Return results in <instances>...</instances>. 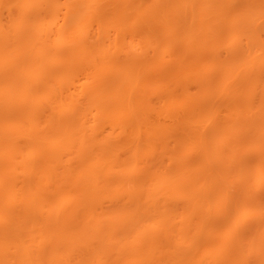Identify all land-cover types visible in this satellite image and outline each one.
<instances>
[{"label":"bare ground","instance_id":"bare-ground-1","mask_svg":"<svg viewBox=\"0 0 264 264\" xmlns=\"http://www.w3.org/2000/svg\"><path fill=\"white\" fill-rule=\"evenodd\" d=\"M24 1L27 2L26 11L23 10L24 9V5H23L22 6L23 9L21 8V10H23L24 12L21 11L19 13V18L18 17L16 18V14L15 15L6 14V15H8L6 18V15H5V17H3L4 14L0 13V51H1L0 53H3L0 56L2 58L4 56V59L0 58V60H1V63L5 62L4 64L2 63L3 65H0L1 66L0 72L3 75L8 70L7 73H5L3 75V76L6 75L7 78L0 75L1 76L0 83H2V81H3V84L9 83L8 89H7L8 86L3 87L2 84L1 85L3 88L0 86V89H2L1 91H3V89H4L3 92L0 91V94L1 93L3 94L5 92V94L7 95V96H5V94H3L2 96L0 95L1 98L4 96L3 98L6 100V102H3V100L0 98L1 99L0 100V102H1L0 103V152H1L0 155L2 154V152L3 153L8 152L9 155L10 154L13 155V156L10 155L11 156L10 157L7 154L9 158L8 157L5 158L6 154L5 155L2 154L1 155L2 158L0 156V244L1 245H2V243L4 244L2 246L3 248L0 245V248H2V249H0V254L4 253V251L6 252L7 250H11L10 251L11 253L13 252V254H12L13 256L10 254L11 257L8 256V258L6 256L8 254L7 252L4 253L6 257H4V255H0V259H1L0 264H11V263L12 264H29V261H30V263L35 264V261H34L35 259H37L36 264H38V262L40 260H42V264H43L45 262L44 259H46V262L51 261L50 262L51 264L55 263L54 261H57V259H58L59 260L58 262L60 264H62V259L60 261L59 257L62 258V256L66 255V254L69 257H73V258L77 257L74 259L71 258L74 261H76L74 264H153V262H154V264H162V263H165V264H173L174 263L175 264V262L180 263V264H182V263H184V264H230V263L233 264V262H234V264H235V262L238 264H247V262L248 263L249 262L254 263L256 261V258H255V256L252 257L251 255H248V253H247L248 251L246 252L244 250V251L239 253V251H240L239 247H241V250H242V246L238 245V244L242 243L241 242L242 237L239 236V234H238L239 238L241 237V240H240L238 238V236L234 234V233H236V231L232 232V230H235L234 226L237 224V222L240 225L248 223V219H247L248 216L244 215V213H241L242 214L241 217H240V214H239V216H238V214L236 216V213H238V212H236V210L239 211L240 207L244 209V206H243V204L245 203L244 198L241 200H238L239 202H237V206H239V210H238V208H236L237 206L234 207L232 209L233 212L231 213V216L228 218V220L231 221V223L232 222H235V223H233L232 225L231 224L228 225L227 223H229V221L225 220V221H227L226 224L229 226V227L228 226L226 227V231L230 230V226L231 227L233 226L231 228L232 230H230V232H232L235 236L232 235V233H230L231 235H229L230 236L229 238L227 237L225 239L223 238L222 240L220 239L221 242H219V245L214 250H212V246L207 241V240H212L214 238V233H213L214 227L212 226V219H215V218L212 217L211 221L208 222L209 217H207V216H210V214L207 211V210H209L208 209L209 203H213V202H215L216 199L217 200L220 199V197H222V193L224 190L228 191L227 187L225 185H223V183L224 182L226 183L228 181L233 183L234 181H232L233 180L232 175H233V171L235 170L234 167L240 166L239 161L242 158V156H240L241 152H239L238 149L236 148L235 142L231 141V144L225 143V147L221 148V150L217 149L215 151L216 156L215 155L213 156L214 159H212L208 156H205L202 159H200V157H199V160H198V157L195 156V158H191L192 157L191 156L190 158L192 159L193 162L190 163V161L187 160L190 164H187L188 166L185 165V168L187 166L186 170L182 169L181 165L184 162H187L185 160L187 155L186 156L183 155L184 153L180 154L178 152H175V153L170 152L169 154H167L165 156L166 157L165 159L173 162L174 164H177V165L179 163L180 164L178 165V171L173 170L169 173L168 176H166L167 174L165 175V174H158L157 173V171L160 172L159 171L160 165H162L166 160L164 162L161 160L160 161L158 160L154 163L153 162L150 163L149 160L151 161L150 156H151L152 150L150 151V153H147V151H145V150L141 151L142 147L141 146L139 147L140 143L138 141L142 140L140 138L142 137L143 134H142V129L140 128V123L138 121V118H139L140 113H143L146 115H149V114L155 115V114H160L158 112H161V111L163 113L167 112L166 114L163 115V117H164L165 115H168V112L173 110V108L176 109L177 107H175V106H179V108H178L179 110L181 109V107L183 108V106L188 107V109L183 108L184 113H182L180 115H179V113H181V112L178 111L179 113H177V110L176 111L173 110L171 112L173 114L175 113L174 115L169 113V115H172L169 117L174 123H175V121L177 122L179 119V116H183V114L187 115V116L191 114L190 116L193 115V117H194L195 116L194 114L195 113L197 114L201 110V108L195 107V105L197 106L196 102L197 103L199 102V98H202V97L204 98L205 95H208L214 101L216 98H221V100L223 99L224 102H221L222 104L223 103L226 104V102H227L226 99H228V103H230V105L227 104V107H226L227 111H225V112H228L231 115L233 114L232 116H234V114H235L234 118L236 120H234L233 123L235 125H237L239 127V129H242L244 126L248 125V123L251 125L257 123V124H260L261 127L264 126V61H262V58H264V55L262 57V56H259L258 54H255V53H254L255 56H253V54H251L254 50H256V47H257L258 52L264 47V45H263L264 42H262L260 39V37L262 38V34L264 33V30H262V29H264V26H263L264 25V0H152V1L147 0L146 2H145V0H52V1L51 0H32V3H30L31 1H29V0H24ZM24 1L19 0L18 2H20V4L21 3L23 4ZM153 1L155 2V4ZM162 1H163V3H161ZM3 3H4V0L1 3V5H3ZM15 3H16V1H15ZM149 3L151 5H149ZM85 4H86V6H85ZM15 5L17 6V4H15ZM159 5H160V7H159ZM163 5H165L166 7ZM35 7L37 8L36 10H35ZM154 7L157 9H155ZM186 7H188V8H186ZM1 8H3V6ZM27 8H31L30 10H32V12L35 11L36 13L35 12H33L35 14L30 13V12L27 13V10H28ZM166 8L170 11L169 12L166 11L167 10ZM226 8H227V11H225ZM228 9L231 11L229 12ZM155 11H157V12L159 11V12L155 13ZM164 11L167 12V14ZM160 12H162V13H160ZM154 13H155V15L156 14H158V15L155 16ZM159 13L161 14V16H159ZM44 14H46V15H44ZM48 16H49V18L51 17L52 19L50 18L51 19L50 20L48 18ZM150 16L152 17V19H150L151 18ZM168 16L170 19L168 18ZM155 17H157V20L155 19ZM158 17H159V19H158ZM42 18H44V19L46 18V20H44ZM6 19H8V22L9 21H11V22L7 23ZM41 19L44 20V22L47 21L45 24L48 26H45V28H44L43 26L45 24L42 21L41 22L39 21ZM59 19H60V22H58ZM103 19H105V21ZM153 19H155L156 21L152 22ZM174 19H175V21H174ZM178 19L184 20L183 21L184 24L181 23L183 26L182 25H180L179 27L177 26V25H179V23L177 24V21H176ZM49 20L51 22L57 21L58 22L57 24H59V23L60 24L58 26H56V24H50L51 22H49ZM61 20H63L62 21L63 26H61L62 25ZM158 20H159V22H157ZM4 21L6 22L5 24H3ZM37 21H38V23L39 22L41 23V27H42L41 29L37 28V26L38 27L40 26V25H37L38 24ZM113 21H115V22H113ZM128 21L130 23L132 22L134 24H130ZM141 21L145 22L144 25L142 24ZM147 21H149V22H147ZM89 22L93 23V25L95 24L93 30H95V26L98 27L100 25L103 28H105V26H110L112 28H115V30H118V28H119V33H120V30H123L120 33L121 36L124 33L128 32L127 30L129 29V27L133 29V27H135V26H136V29L135 28L134 29L136 31L140 30L139 31L140 33L136 32L138 36L142 37V33H141L142 30H143V32L146 31V33H143V34H145V36L142 37L141 41L136 39L137 43L134 42L135 43L134 44L131 42L132 45L131 44L130 45L125 44V42L127 40V39H125V37H127V36L124 37L125 42H123V41L121 42L123 44L122 46H121V44H119L120 43L119 42V43H117V47H115L116 45H114V42H113L112 46L114 45L115 48H112L111 46H110L111 48L110 47L107 48L108 50L114 49V50H112V53L110 52L111 54L106 53L105 51L102 50L101 55L104 59L102 63L103 64L105 63L104 64L105 66H107V64L109 63L108 64L109 67L107 66L108 69L106 67H105V69L102 67L101 72H100V70L98 71V69H96L98 67L95 66L96 63H95L94 57L96 55H92L94 52H93V49H92L91 44H90L91 40H90V37L88 36L89 34L87 35V33L84 32L85 25L88 24ZM35 23H37L36 24L37 26L35 25ZM42 23H43V26H42ZM151 23H153L154 25L156 24L155 25L156 29H157V30L155 29L156 31L154 30L155 26L152 25ZM83 24H85V25H83ZM104 24H105V26H104ZM137 24L139 25V27L137 26ZM9 25H11V26H9ZM52 25H55V29L57 27V29H56L57 31L51 30L52 27H54ZM91 25L89 27H91ZM124 26H127V27H125L123 29L122 27H124ZM226 26H234L235 27V35L236 36L235 35L234 36L237 38L234 37L235 39L233 38L234 39L233 42L234 41L239 42L240 40L245 39V41L246 40H250V41L252 40V41L257 42V43L259 42V44L261 43L262 46L260 44V45H258L259 47L256 45L255 49L254 48L251 50H250V48L244 49V47L242 45H239L240 44V42H239V44L232 43L234 47H230V46H232V44H230V46L228 48L227 47L228 45L226 46L225 44L222 43L224 37H225L224 42L226 40H228V38H226L227 36L224 34V31H223ZM32 27H34V28H32ZM48 27H50V28H48ZM59 27L63 30H61ZM100 27L96 28V30L99 29ZM176 27H178V28H176ZM261 27H262V29H260ZM35 28H36V30H35ZM46 28H48V29H46ZM108 28L109 27H107L106 29H108ZM112 28H110V29H112ZM144 28H146V29L149 28L148 31L149 32L151 31V33H147V30L146 29L144 30ZM7 29H10V31H8ZM28 29H30V30H28ZM32 29H34V31ZM110 29H108V30H110ZM174 29H176L178 32L180 31V34L181 35L183 34L185 37L186 41H185V44L182 45V50L179 47L181 45L177 46V44H175L176 46H174L173 43L170 44L171 42H173L174 36H176L178 33V32L177 33L173 32ZM258 29H260V31H262L263 33L260 32L261 33L260 34ZM5 30H7L9 32V34H11V35H6L8 32ZM31 30H32L33 34L29 33V32H31ZM101 30H102V28H101ZM22 31H24L22 33V34H24L23 35L24 38L21 36V39H25V40L27 39V36H28V39L32 36L37 37V35H38L37 33L41 31V33L38 35L39 38L37 37L38 39L34 38V37H32L33 39L32 38L30 39V41H32V43L34 42V39H35V41L37 39L38 41L35 42L37 45L31 44L30 42H26L27 40L23 44V45H26V43H28V44L30 43L29 45L27 44L26 47L30 46V45H32V47H33V45H35V47L37 46L36 48L33 47V48H29L27 50V48L22 45L24 40L18 41L20 39V35H22L21 34ZM36 31H38V32L36 33ZM55 31H56V33H54ZM99 31L97 30L96 32H99ZM153 31L154 32L158 31V33L153 34L152 37L150 36V38H149V35L154 33ZM46 32H47V34H46ZM100 32H99V35H100ZM130 32H133V31L131 30ZM25 33H26V36H25ZM101 33H103V30ZM109 33H110V31H108L107 34L109 35ZM113 33H115V32H113ZM50 34H52L51 35L52 37L50 36ZM56 34H58L57 35L58 38H57ZM132 34H134V33H132ZM135 34L133 35L134 38H136ZM139 34H141V35H139ZM48 35L50 36L49 41L46 40V38L48 39V37H46ZM91 35H93V34H90V36ZM128 35H130V34H128ZM259 35H261V36H259ZM64 36H65L66 40H68V41H66V40L63 41L65 38L61 39ZM68 36L71 39H73V42L70 41L71 39L69 40ZM94 36H93V39H94ZM117 36H118V34H117ZM121 36H120V38H123V36L122 37ZM133 36H131V37H133ZM146 36L148 37V39L146 38ZM43 37H44V39H43ZM96 37H98V35H96ZM102 37H101V39H102ZM144 37H145V39H144ZM8 38H12V39H10L8 41ZM54 38H55V40H54ZM99 38H100V36L97 39H99ZM105 38L110 39L109 36L105 37ZM58 39H59V41H57V44L55 46L54 45L55 41ZM60 39H61V41H60ZM107 39H106V41H108ZM208 39L211 40L210 45H204L205 44L204 41L208 40ZM40 40H41V43H39L40 46L38 47V42ZM114 40H116V39H114ZM166 40H167V42L169 41L168 43L171 46L168 43H167V46L165 45ZM52 41H53V43H52ZM106 41H105V43H106ZM162 41H164L163 48L166 46L164 48L165 50L162 49V47L161 48L159 47V44L160 43L162 44ZM10 42L12 44H8ZM62 42H64V43H62ZM65 42L67 43L68 47L66 46ZM206 42H208V41H206ZM110 43H112V42H110ZM139 43H141V44H139ZM14 44L16 47L14 46ZM62 44H65V46L64 45L62 46ZM53 45L55 46V48ZM104 46H106V45H104ZM127 46H130L131 48H129ZM145 46H146V49H144ZM185 46H188V47L185 48ZM252 46H253V44H252ZM123 47L125 49H123ZM177 47H179V48H177ZM205 47H207V48L214 47L213 54L211 56L206 57L205 54H207V53L204 52L206 50ZM221 47L222 48L224 47L223 50L226 48L224 50V52L225 51L228 52V50H230L228 52L229 54H230V52H232L229 55L230 58H228L231 61L226 59V58L225 59L222 58V56L224 57V54H221ZM16 48L17 49L19 48V51L22 50L21 53L23 54V56L21 53L16 51L17 50ZM97 48H101V45L99 47H96L95 49H97ZM172 48H174V49H172ZM230 48H233V51ZM115 49H117V50H115ZM118 49L120 52L118 51ZM160 49H161V51H160ZM35 50L37 52L39 50V52L38 53L36 52L37 54H35ZM90 50H92V51H90ZM146 50H148V51H146ZM158 50L161 53H159ZM216 50H217V53H216ZM247 50L249 53H247ZM113 51H115V52H113ZM250 51H252V52H250ZM14 52H17L18 54L17 53L16 54L18 56L20 55L19 56L20 60L17 59L18 58L17 56L15 58L14 57L15 55L11 56L12 59H14V58L16 59V60L14 59L15 61L18 60L17 61L18 64L21 62L19 65L20 69H15V67L16 68L18 67L17 62L14 61L16 65L14 64L13 60L9 62V60H11L9 55H11V53L14 54ZM224 52H222V53H224ZM164 53H166V54H164ZM201 54L205 55V57L208 59H206L203 55H202V57H200ZM81 55H82V58H80ZM118 55L119 56L122 55V57L124 56L125 59L123 57L122 59H124V60H122V59L120 60L121 57H119ZM157 55H161L160 57H162V58H164V57L166 58V56L167 57L169 56V58H171L170 60H172V58L174 57L173 59L174 60L176 59L175 61H177V62L178 61L180 62L181 60L185 59V65L186 66L184 64L180 65L182 63L181 62V63H177L180 65V67L177 69H176L175 65H174V67L173 66L167 67V66H169V64H168L169 62H168L167 63L168 65L166 64L167 66L165 65V67H163V65H160V63L158 61L159 56H157ZM87 56H89V57L87 58ZM117 56L119 57V59ZM232 56H235V57H232ZM244 56H247V58H245ZM252 56L254 58H252ZM242 57H244V58L242 59ZM248 57L251 58L250 59L251 61L247 60V59H249ZM83 58H86L87 61L85 59L82 60ZM165 58H164V61H165ZM256 58H258V59H256ZM80 59L82 61H80ZM21 60L28 62V63L27 64L22 63L23 61H21ZM159 60H161V59L159 58ZM233 60L235 62H233ZM85 61H86V63H85ZM113 61L115 62V64L112 63ZM172 61H171L170 65L172 64ZM239 61H241V62H239ZM260 61H262V62H260ZM6 62H8L9 64H12V62H13L14 65L12 64V66H14V67L9 65V66H11V68H9L8 64ZM117 62H119V63H117ZM209 62H210V64H209ZM238 62L242 63V66L244 65L243 66L244 68L248 65L249 68L247 67L245 69L248 70L247 73H249V76H247L248 74L245 72L246 70L244 71L243 67L241 65H239ZM87 63H90V65ZM111 63L113 64V66L111 65ZM236 63L239 66H237ZM21 64H23V66H27V69H25V67H23L27 71H24V69L21 68V66H22ZM6 65H7V67H6ZM82 65H88V66L83 67ZM89 66H91V68H89ZM233 66H234V68H233ZM235 66L238 67L239 70L236 69ZM2 67L4 68V70ZM93 67H95V69ZM100 67H101V65H100ZM116 67L117 68L120 67L121 70L117 69ZM6 68H8V69L6 70ZM167 68H168V71H170V70H172V71H170V72L166 71ZM89 69H91L92 71ZM93 69H94V71H93ZM103 69H104V72L102 71ZM110 69H112L113 71ZM115 69H116V72L114 71ZM210 69H212L214 75H216V76H214L215 79H214V77L212 78V76H209L208 72L210 71ZM13 70H15L16 72ZM106 70H107V72H106ZM202 70H203V72H202ZM240 70L245 72L243 74L245 77L240 73ZM12 71L15 72L14 75H12V73H13ZM21 71H23V72H21ZM118 71H122V72L126 71V72L125 73L123 72V74H122V72H118ZM195 71L196 72L199 71V72H197V74H196ZM205 71H208L207 76L205 74ZM233 71L235 74L233 73ZM250 71L253 74L252 77H250L252 75L250 73ZM8 72L10 75H12L11 79L9 76L10 81L8 79ZM114 72H115V74H113ZM171 72H172V74H171ZM191 72L192 73L195 72V73H193V75L196 74V75L192 76L193 78L196 76V78L194 79L195 82L202 80L201 83L205 82L204 84H206V86L203 87L204 89L202 92L201 91L197 92V93H199V92L203 93V94H201L202 96L200 95V97L198 96L199 97L198 98L197 96H195L197 94L194 95V93H193V95L191 94L192 98H193L192 99L190 93L188 92V90H186L187 92L185 91V93H183V95H182V97L184 96L183 97L184 99L182 98L184 101H186L188 99L186 102H184L183 100L181 101V96H180L179 102L177 101L178 99L176 98L177 99L176 103H178V104L172 102L175 98L171 102L167 101L169 103L166 102V100H167V98H166L165 101L163 100L164 103H162L164 106L161 105V107L153 106L150 103L151 102L150 99L148 100L150 92H147V91L150 90L151 86H154L153 83H157V81H158V83H163L166 85L165 86L166 87L165 92H167V90L171 91V89H170L171 87L170 88L167 87V84L171 82L170 80L173 79L176 81L177 79L178 80L183 79V77L185 79V77L188 74L189 75L192 74ZM215 72H216V74H215ZM236 72H237V74H236ZM20 73L22 75H20ZM67 73H69V75ZM166 73H169V74H166ZM82 74H83V76H82ZM204 74H205V76H204ZM210 74H211V72H210ZM239 74H241L242 76ZM79 75L82 76V77H80V79H79ZM120 75L124 76V77H120ZM69 76H72L74 79H72V77H69ZM162 76H164V77H162ZM239 76H241L242 79ZM246 76H247V78H246ZM75 77L77 78V80L72 81V80H75ZM86 77L89 80H91V82L93 83L92 87H91L92 89L88 90V92H90L88 94L83 89L84 87H82L79 83L81 78H86ZM153 77H155V79ZM165 78H167V79H165ZM193 78H191V79L193 80ZM197 78L198 79L200 78V79L197 80ZM78 79H79V82H78ZM64 80H65V82H64ZM167 80L169 82H167ZM178 80H177V82H178ZM192 80H190V81H192ZM5 81H9V82H5ZM215 81H218V82H215ZM55 82H57V84ZM69 82H71V83H69ZM177 82H175L176 86L178 84ZM183 82H185V81L183 80L182 83ZM208 82L209 83L214 82V84L222 83V84H220V86L223 85V87H220L219 85L213 84V85H211L212 87L209 86L211 88L210 89L207 87ZM123 83H126V84L123 85ZM182 83L179 87H183L184 83L183 84ZM55 84L57 87L59 86L58 89L60 91H58V89H56L57 87L55 88V86L50 87V85L52 86ZM65 84L66 85L68 84L67 87L64 86ZM73 84H74V86L72 87ZM75 84L80 85L81 87L80 86L77 87ZM170 84H168V85H170ZM188 84H190V83H188ZM30 85H32L33 87L36 86L35 87L36 90L33 87L30 88ZM185 85L187 86V82L185 83ZM159 86H161V85H159ZM186 86H184V88H186ZM5 87H6V89H5ZM68 87H69L70 91H69ZM172 87H173V85H172ZM22 88H23V90H25L24 92L22 91L23 93L21 92ZM28 88L30 89V92L32 95L29 94L30 92L28 91L29 90ZM61 88H65V89H61ZM153 88H155V87H153ZM213 88H214V90H213ZM223 88H225V89H223ZM32 89H34V90H32ZM51 89L53 90V92ZM54 89L56 92L55 97L56 96L57 97L55 99V97L53 96L55 99V103L54 102H53V104L50 103L51 106L47 105V103L46 104L44 103L45 104L44 105L43 104V102H45L44 100L41 101L39 99V101L41 103L38 100H36V97H39V96H36L35 93L38 94V92L42 97L45 94L44 92H46L45 95L46 96L48 95L46 98L49 97V98L53 99L50 93H52L54 95ZM74 89L76 90V92ZM83 90L85 92H83ZM92 90L95 94L92 92ZM173 90H175L174 87H173ZM222 90H224V92ZM17 91H18V93H17ZM48 91H49V93H48ZM67 91H69L68 95L71 96V94H72V97H68V95L66 94ZM182 91H183V89H182ZM42 93H44V94H42ZM57 93H59L60 95ZM63 93H65V94H63ZM167 93H170V92L168 91ZM180 93H182V92H180ZM22 95H23V99L21 98ZM34 95L36 96L35 100L37 102H39V104L44 105V107H42L41 105H38L36 103V101H34V99H33L34 97H32ZM45 95L43 98H45ZM5 97H7V99ZM67 97L69 98V101L71 99V101H70L71 104H68V106L72 105V103H73V107H75L74 105H76V107H75L76 109L73 107L71 109L70 108L71 106L67 107L65 105L66 102L63 103L60 101V98L62 100V98L67 99ZM169 97H171V93H170ZM190 98L192 99V101ZM194 98H195V100H194ZM206 98H208V97H206ZM206 98H204V99L206 100ZM32 99H33V101H32ZM168 99L170 100V99H172V97L168 98ZM58 100L60 101V103L63 104V108H62V104H59ZM212 100L210 102H212ZM69 101H67V103ZM194 101H195V103H193ZM188 102L191 104H188ZM208 102H206V103H208ZM56 103H58V104H56ZM182 103H184V104L182 105ZM212 103L213 104H209V106L211 105L210 108L215 107L214 102H212ZM1 104H4V105H1ZM193 104H195V105H193ZM166 106H168L169 108H167ZM198 106H200V105H198ZM165 107L167 108V110H165L166 109ZM224 107L225 106H223V108ZM65 108H67V109H65ZM68 108H69V110H68ZM157 108H159V109H157ZM210 108H207V109H210ZM70 109H71V111H70ZM5 112H6V114H5ZM96 112H100L99 114L101 116L104 115L102 117H106L108 113H109L108 116L113 115V117H116L115 118L116 121L114 120L112 122H115L117 124H118L119 117L125 116L124 122H125V120H127L128 123L123 125L124 127H120V126H122V124L119 123L120 125L119 124L117 125L114 123L113 125H111L110 123H112V122H110L109 125L107 124L108 127H110V125H111V128L109 129L110 133L108 134V132H105L104 130H102L105 127L104 128L99 127L102 124H100L98 126L99 129H96L97 127L93 128V126H91L92 125L91 123L94 124V121H93V119L89 120L90 118L88 116L91 117V114H94ZM162 112H161V114H163ZM112 113H114V114H112ZM83 114L85 116H83ZM96 115H97L96 117H99L98 113ZM238 115H239V117H238ZM81 116L84 118H82ZM96 117L92 116V118H96ZM165 118H168V116L167 117L165 116ZM99 119L96 118V120H99ZM96 120H95V122H96ZM171 120H170V122H171ZM98 122H96V123L98 124ZM170 122H169V124H170ZM89 123H90L89 128L93 131H91L87 127V125H89ZM94 127H95V125H94ZM108 127L106 126V128H108ZM117 128H119V130L115 131ZM86 131H89L92 133H89V132L87 133ZM96 131H98L97 134H96ZM170 132H171V130H170ZM173 132H175V131H173ZM239 132H243V131H239ZM170 134L173 135V133H170ZM262 134H264V132ZM90 135H92V136H90ZM118 135L126 138L127 140L126 139L125 140L127 141V143H134V142L137 143L138 142L137 147L133 151V152H135V151L136 152L127 155L126 158L124 157L123 159H121L122 157H120V156H113L111 158L110 155H112V153H111L112 150L108 149L107 145L110 144L111 142H113L116 139L115 137ZM87 136L90 137V139L88 141H87V139H88ZM241 136L243 137V135H241ZM173 137L176 138V136H173ZM224 137H225L224 133L220 135V138H218V141H217L218 145L223 146ZM24 138H26V139H24ZM19 139H21L22 143L19 142L20 141ZM155 139H157V137ZM22 140H24V141H22ZM172 140H174V139H172ZM176 140L177 139H175V142H176ZM261 140L264 141V137ZM29 141L31 144H29ZM36 141L39 142V145ZM108 141H109V143H108ZM75 142H78V143L76 145H73ZM16 143H17V146H19L18 151L21 150L20 153L18 151H16L18 149L17 146L15 147L16 148L15 151H13L14 149H12L16 145ZM32 143L36 146H34V145L31 146ZM80 143H81V145H80ZM22 144L23 145L25 144L24 147ZM28 144L31 146V148L26 149L25 146H28ZM78 144L80 145V149H82V153H81V151H79L80 149L77 147ZM104 144L106 145V147ZM226 144H229L230 146L226 145ZM10 145L12 146L11 148H10ZM262 145L264 148V142H262ZM30 146H28V147H30ZM37 146L40 150L42 148V150H41L42 154H41L40 150H37L38 148H35ZM75 146L77 148L76 150H75ZM193 146H195V145L193 144ZM104 147H105V149H104ZM138 147H139V149H137ZM3 148H6V149L8 148V151L5 149L6 152H4L5 150ZM22 149H23V151L25 149L27 151L29 149H35L37 151H40V153L37 151H34V150L33 151L29 150L30 152H28V153L25 152L26 151L25 150L23 153ZM223 149H224V151H223ZM10 150L12 151V153L10 152ZM72 150H73V154L75 153L74 156H72L73 154L72 155L68 154L69 152H72ZM108 150H110V151H108ZM76 151L77 152L79 151L81 154L79 153L80 154L79 155ZM14 152H18V154L17 153L15 154ZM21 152H22V154H21ZM154 152L152 153L153 156L155 154ZM109 153H110V155H109ZM172 153H174L176 156L173 155ZM66 154H68L71 158L67 157L68 155H66ZM146 154H150V155L146 156ZM178 154H180V155H178ZM21 155H23V156H21ZM62 155L64 157L66 156V158H70L71 161H70V159L69 160L67 159V161H69V162H67L66 159L63 158ZM75 155H77V156H75ZM131 155H133V156H131ZM136 155L138 156V158ZM177 155H178V158H177ZM15 156H17V157L19 156L18 157L19 159H17V157H15ZM38 156H40V157H38ZM79 156H81V157H79ZM148 156L150 157V159H148L149 158ZM153 156H152V159H153ZM168 156H169V158H168ZM172 156L174 157V159ZM263 156H264V152H263ZM132 157H134V158H132ZM11 158H13V159H11ZM72 158H74L76 161L74 159L72 160ZM113 158L115 159V161ZM175 159L178 161H176ZM193 159H197V162L196 161L194 162ZM211 159H212V161H211ZM262 159H263V163H259L260 166L258 165V167L255 166V172H256L255 175L257 177L258 182L256 181V177H255V181L258 184L262 183L260 177L264 173V170H263L264 169V166H263L264 165V158H262ZM15 160H16V162L17 161L18 162L16 163ZM130 160H132V161H130ZM116 161L118 162L117 166H116V163H117ZM48 162L51 164V167L49 164V171H48V169H45V167L44 168L42 167L46 163H47L46 165L48 166ZM65 162H67L68 164L71 163L70 167H68L69 165L68 164L66 165ZM13 163L15 164V166L13 165V168H12L11 166ZM72 163H73V165L77 163V165L76 166L74 165L75 166L74 167V166H72ZM16 164L17 165L20 164V166H18L19 168H21L22 166H24L25 168L22 167L21 169H19L18 167H16L17 166ZM9 166L11 167V169L15 168L16 172L14 170L13 171L11 170L12 172L10 173V171L8 170L10 168ZM66 166H67V168H66ZM113 166H114V168H112ZM40 167H42V169ZM73 167L75 168V170ZM230 167H233L234 170H233V168H230ZM5 168H8L7 171ZM23 168L28 170L27 172H30V173H25V174H27V175H25ZM39 168L41 171H38ZM46 168H48V167H46ZM62 168L64 169V171H66L67 169L69 171L67 170L68 172L67 173L64 172V175H62L63 174ZM71 168H72V171L70 173ZM238 168H241V166ZM50 169H51L52 173L50 172ZM155 169H156V171H155ZM221 169H224V170L222 171ZM226 169H228V170H226ZM17 170L21 171L22 175H20V172L18 174ZM26 170H25V172H26ZM42 170L46 171L45 176L43 175L44 178L49 177L51 174H52L51 175L52 177L50 176V178H46V181L44 179H42L45 181V182L43 181V183H45V185L43 183H40L41 184V186H40L39 185V182L41 181L40 175L45 173ZM217 170L218 171L221 170V172L220 171L218 172ZM229 170L232 172L229 173ZM4 171H6L5 173H7V176L5 174H3ZM225 171L228 173L225 174ZM68 173H69V175L72 174V176L67 177ZM184 173L186 175L189 174L190 176L188 175V177L192 176V181H193V179L195 180L197 178L196 180H197L198 184L196 182H195L196 184L193 183L194 185L192 184L193 186H191V188H188V189H191L189 192H191V194H193L194 190H197L196 186H197V188L198 187L202 188L204 186L203 187L204 189L207 188L208 193H206V194L209 195L208 196L209 199H206V201H205L207 203V205H206V203L202 202L204 199L201 201H198L197 199H199L200 197L197 198L195 195V197H193V198H195L196 201H195V199H193L194 201L193 200L189 201V203L185 204V206H184L185 209H183V210L187 211L189 216L187 218L182 219V218L177 217V214H176L177 211H175V201H177V202H178V200L182 201V199H184V197H186L182 194V193H184V192H182L184 190L183 186L184 185L186 186V184H184L185 183L184 178L182 177ZM259 173H261V174H259ZM185 174H184V176H185ZM4 175H5V177H4ZM103 175H105L106 178L110 177L106 181L104 180V183H103V180H101L102 182L100 181V179H103V178L105 179V177ZM227 175L230 176V177H228L230 179L227 178ZM15 176H17V177H15ZM221 176L222 177L225 176L226 179L222 178ZM62 177L65 181L62 179ZM20 178H22V179H20ZM220 178H221V180H220ZM258 178L260 179V181ZM111 179H113V180H111ZM217 179L221 184L217 182ZM71 180H72V182H71ZM108 180L111 182H109ZM225 180H227V181H225ZM22 181H24V182H22ZM62 181H64L65 183ZM70 184H72L74 187L72 188V185H70ZM147 184H149V185L147 186ZM219 184L221 187L218 186ZM18 185H20V187ZM75 185L77 188L75 187ZM104 185H105V187H107V188L109 187V188L108 189L104 188ZM107 185H109V186H107ZM62 186H64V187H62ZM154 186H158L156 190H155ZM188 186H189V184H188ZM260 186L262 187V185H259L258 187H260ZM151 187H153L152 191H154V194L150 190ZM187 187H186V189H187ZM18 188H20L21 191ZM68 189H69V191H66ZM103 189H106V190H103ZM113 189H114V191H113ZM180 189H182V190H180ZM192 189H194V190H192ZM53 190H55L57 192H55ZM18 191H20V192L18 193ZM61 191L63 192V195L65 198L68 195L71 196V197L69 196V198L67 197L68 200L70 199V202L67 201V198L65 199L66 202L64 199H61V198H64V197H61V195H62ZM65 191H66L67 196L64 193ZM112 191L114 193L116 192L115 193L116 195H118V193L119 194L122 193L121 194L122 198H121V200H118V201L112 200V202H114V203L111 204V202L110 203H107V202H109L108 198L114 199L113 198L114 193ZM155 191L157 193H155ZM25 193H26V195H25ZM103 193L105 194V197L109 196L108 198H105V200H104V197H102V196H104ZM110 193L113 195H111ZM52 194H55V195L53 196ZM56 195H58L59 199ZM73 195H74V198H73ZM54 197H55V200H54ZM24 198L27 202L24 201ZM56 198H57V201L59 200V204H57L58 202L56 201ZM102 198H103V200H102ZM187 198H188V196H187ZM257 198H258V196H257ZM73 199L74 200L76 199L75 200L76 202H73L74 201ZM18 200L19 201L22 200V202L18 203V204H20V206H22L21 207L22 209L21 208L18 209L19 205L16 204L17 202H19ZM62 200H63V202H62ZM208 200L210 202H208ZM253 200H254V198L252 199L251 202H254ZM45 201H46V203L49 202V204L47 203L46 205H43V204H45ZM55 201H56V203L54 204ZM71 201L73 203H71ZM103 201L105 202L106 206H104ZM50 202H52L55 206L52 205ZM219 202H218V204H219ZM256 202H255V204L253 203L251 205V208L255 207L254 210L252 209L253 210L252 211L253 212L252 213L253 218L255 217L254 215H256V214L257 215L254 218L255 220L252 219L251 221H249V223L247 224L248 228L246 227V229H248L247 233L250 235H252V234L254 235V233H255L256 234L255 237L257 235H259L258 233L261 231V229H262V231L260 233L264 234V232H263L264 227L263 226H261L262 228L260 227V225H264V223H262L260 221V213H259L260 211H258L259 210L258 205L260 203L257 202V205H256ZM23 203H24V206H23ZM27 203H29V204L31 203L30 206ZM32 203H35L37 206L39 205V207H37L35 204H32ZM61 203H65L64 204L65 207H63V204L61 205L62 208L66 209L67 206H69V207H67V209L65 211L62 208L59 211L58 205H60ZM66 203H67V205H66ZM15 204L17 205V207H15L16 206ZM26 204H27V206H25ZM56 204H57V206H56ZM180 204H182V203H180ZM31 205L34 208H38L39 212L37 210L38 213H34L36 211V209H33ZM47 205H49V206H47ZM201 205H203V206H201ZM45 206L48 210H50V212H46L48 210L45 208ZM53 206L55 207V209H53L54 208ZM204 206L206 209L204 208ZM29 207H31V208H29ZM50 207L52 208V210H55L56 212L58 210L59 212L54 213V211H51ZM40 208H42L43 211ZM89 208L94 212L95 216H97V218L98 219L100 218L101 220L100 219L98 220L93 215V212L91 210H89ZM100 208H102V210ZM104 208H105V210H104ZM26 209L29 210V212L35 210L31 216L32 218L29 217L31 215L29 213H28L29 219H27L28 218L27 216H26V219H24V217H22V215H21L22 211L24 212V211H26ZM112 209H114V212L116 209L118 211L116 210V213H114V212L110 211ZM199 209L201 212L203 211L204 214H205L204 210L207 211L206 217H204L203 213L201 214L202 215L201 217L200 216L198 217L199 219L196 217V215H197L196 212ZM210 209L211 210H209V212H212V208H210ZM62 210L64 211L65 214L61 213ZM94 210H98V212L94 211ZM193 210H195L196 212ZM191 211H193L192 212L193 214L191 213ZM91 212H92V215H90ZM107 212L110 214L111 213H113V214L107 215ZM6 213H7V215H6ZM99 213H103V214L100 215ZM19 214L21 215V217L26 222L28 221L27 222L28 224L22 218H20ZM35 214L36 215L39 214V215H37L38 217ZM98 214L100 215V217H98L99 216ZM102 215H103V218H102ZM105 215H107V219H106ZM115 216H116V218H115ZM75 217H78V219ZM91 217H92V219L95 218L94 220H96V223L99 221H100L99 223H103V227L102 226H100L101 228L95 227L96 226V225H94L95 221L94 220L92 221V219H90ZM104 217L106 219L105 222H104V220L102 221V219H104ZM35 218H38V220ZM20 219H22V220H20ZM73 219H74V221H73ZM29 220H32L31 221L32 223H30ZM64 220H66L67 222L69 221V223H67ZM34 221L35 222L37 221V223H36L37 226L34 224L35 223ZM62 221H64V223H63L64 228H62L63 227ZM82 221H83V223L84 222L86 223V224L84 223L85 226L82 225L83 224ZM216 221L218 222L220 220H216ZM70 222H72V224H70ZM65 223H67L69 225H67ZM73 224H74V226H73ZM79 224H81L82 227ZM213 224H214V222H213ZM215 224H216V222H215ZM222 224H220V225L225 227V225H226L225 222H222ZM239 224H237L236 227L240 226ZM30 225H32V226H30ZM33 225H35V226L33 227ZM97 225L99 227V224H97ZM100 225H102V224H100ZM185 226L187 228L189 226L190 230H194L192 232L193 233L195 232L194 236L196 234L195 237L199 238L198 240H200L201 242L203 240L202 244L205 247L202 245L203 249L201 252L199 251V249L197 250L195 248L194 250H191V252L189 251V255H188V251L186 250V247L183 246L182 239L179 238L181 232L178 233L179 231H182V229L185 228ZM216 226L220 227L218 225H216ZM30 227L31 228L37 227L38 228L37 232L39 234L36 232V229L34 230V229H31ZM50 227L53 228V231H51L52 228H50ZM181 227H183V228H181ZM41 228L43 230H40ZM137 229L142 230V232L138 231ZM31 230H34V231L32 232ZM40 231H41V233H40ZM107 231H109V232H107ZM134 231H136V232L138 231V232L135 233ZM133 232H134V235H133ZM238 232H239V230H238ZM33 233H35L36 236ZM138 233H139V235H137ZM135 234H136V237H135ZM176 235H177V237H176ZM245 235H246V233H245ZM178 238H179V241H181V242L178 241ZM235 238L237 241H239V243L234 240ZM133 240H135V241H133ZM263 240H264V237H263ZM132 242L133 243L136 242V243L132 245ZM260 242L261 241H259V243ZM207 244L210 246H208ZM235 244H237V245H235ZM233 245H235V246H233ZM181 246H183L185 248H183ZM133 247L134 248L136 247L135 248L136 252H133V254L126 252V251H129V248L131 249ZM182 248H183V250H182ZM236 248H237V250L238 249L239 250L237 251ZM32 250H33V252H32ZM42 250L44 251V253L41 252ZM21 251L24 253V255H26V253H27L29 258L26 257V261L28 259L29 260V261H27L28 263L24 260L25 258H24V255L21 254ZM46 251H47V253H46ZM198 251L200 253H198ZM192 252L194 254H192ZM33 253L36 255V257H35V255H33V256L31 255ZM124 253H126V254H124ZM128 254H129V256H127ZM37 255H40V257L42 256L41 259ZM57 255H59V256H57ZM30 257H33V258L31 259ZM55 258H57V259H55ZM252 258H253V260H252ZM22 259L24 260V263H22L23 262ZM200 259L203 260L202 263H197L194 261V260H200ZM49 262H47L46 264H50ZM58 262H56V263H58ZM40 263H41V261L39 262V264Z\"/></svg>","mask_w":264,"mask_h":264},{"label":"rangeland","instance_id":"rangeland-1","mask_svg":"<svg viewBox=\"0 0 264 264\" xmlns=\"http://www.w3.org/2000/svg\"><path fill=\"white\" fill-rule=\"evenodd\" d=\"M12 3H11V2ZM15 1H16V3H15ZM4 0V3H3V5H1V3L3 2V0H1L0 1V8L3 6V8H1L0 9V13L1 14H4V16L3 17H5V15L6 14H13V15H15L16 14V18L18 17L19 18V13L21 12V11H26V4H27V2H25L24 0V3L22 4H20V2H18L17 0ZM29 1H31L30 3H32V0H29ZM52 1V0H51ZM147 0H145V2H146ZM149 1V0H148ZM150 1H152V0H150ZM85 2V1H84ZM154 2V1H153ZM19 3V4H18ZM148 3V2H147ZM161 3H163V1L161 2ZM13 4V5H12ZM15 4H17V6L15 5ZM154 4H155V2H154ZM153 4V5H154ZM6 5V6H5ZM15 5V6H14ZM24 5V9L22 8V6ZM149 5H151L150 3H149ZM152 5V6H153ZM158 5V4H157ZM156 5V6H157ZM85 6H86V4H85ZM84 6V7H85ZM162 6V5H161ZM163 6H165V5H163ZM7 7V8H6ZM38 7V6H37ZM159 7H160V5H159ZM166 7V6H165ZM21 8L23 9V10H21ZM155 8V7H154ZM163 8V7H162ZM168 8V7H167ZM166 8V9H167ZM186 8H188V7H186ZM28 10H27V13H33V12H35V11H33L32 12V10H30L31 8H27ZM37 8L35 7V10H36ZM155 9H157V8H155ZM160 9V8H159ZM158 9V10H159ZM170 9V8H169ZM34 10V9H33ZM86 10V9H85ZM165 10V9H164ZM23 11V12H24ZM161 11V10H160ZM166 11H170V10H166ZM172 11V10H171ZM225 11H227V8L225 9ZM228 11L230 12L231 10H229L228 9ZM3 12V13H2ZM11 12V13H10ZM159 12V11H158ZM157 11H155V13H158ZM165 12V11H164ZM36 13V12H35ZM35 13H33V14H35ZM88 13V12H87ZM86 13V14H87ZM155 13H154V15H155ZM160 13H162V12H160ZM159 13V16H161V14ZM166 14H167V12H165ZM171 13V12H170ZM47 14V13H46ZM46 14H44V15H46ZM91 14V13H90ZM165 14V15H166ZM85 15V14H84ZM153 15V16H154ZM156 15H158V14H156ZM155 15V16H156ZM164 15V16H165ZM170 15V14H169ZM7 16L8 15H6V18H7ZM47 17V16H46ZM151 17V16H150ZM48 18H49V16H48ZM51 18V17H50ZM49 18V19H50ZM149 18V17H148ZM161 18V17H160ZM166 18V17H165ZM168 18H169V16H168ZM42 19H44V18H42ZM39 20L40 22L42 21L44 24L47 22V21H45L44 22V20H46V18L44 19V20ZM52 19V18H51ZM50 19V20H51ZM63 19V18H62ZM150 19H152V17L150 18ZM149 19V20H150ZM155 19L157 20V17H155ZM155 19H153V21L152 22H154V21H156ZM158 19H159V17H158ZM170 19V18H169ZM7 20V23H9V22H11V21H9L8 22V19H6ZM49 20V22H51ZM87 20V19H86ZM104 21H105V19H103ZM113 20V19H112ZM139 20V19H138ZM163 20V19H162ZM3 21V20H2ZM62 21L63 20H61V24H62ZM151 21V20H150ZM174 21H175V19H174ZM177 21V24L179 23V25H177L178 27L180 26V25H182L181 23H183L184 24V20H176ZM181 21V22H180ZM38 23V21H37V23H35V25L37 24V25H40L39 27L37 26V28H42L41 27V23ZM58 22H60V19H59V21ZM57 21L55 22H51L50 24H56V26H58L59 24H57L58 23ZM86 22V21H85ZM113 22H115V21H113ZM129 22V21H128ZM127 22V23H128ZM134 22V21H133ZM138 22V21H137ZM136 22V23H137ZM142 22V21H141ZM147 22H149V21H147ZM157 22H159V20L157 21ZM156 22V23H157ZM162 22V21H161ZM160 22V23H161ZM173 22V21H172ZM6 22L4 21V23L3 24H5ZM43 23H42V26H43ZM64 23V22H63ZM87 23V22H86ZM130 23V22H129ZM144 23L145 22H142V24L144 25ZM175 23V22H174ZM2 24V23H1ZM2 24V25H3ZM34 24V23H33ZM32 24V25H33ZM92 24V25H91ZM106 24V23H105ZM105 24H104V26H105ZM113 24V23H112ZM130 24H134V23H130ZM141 24V25H142ZM152 25H154L153 23H151ZM7 25V24H6ZM5 25V26H6ZM83 25H85V24H83ZM91 25V27H89ZM95 25V24H94ZM94 25H93V23H88V24H86L85 25V30H84V32H86L87 33V35L90 37V44H91V47H92V49H93V54L92 55H96L94 58H95V63H96V67H98V68H96V69H98V71L100 70V72H101V69H102V67L105 69V67L107 68V66H108V64H107V66H105L102 62H103V57H102V55H101V52H102V50L103 51H105L106 53H109V54H111L112 53V50H114V49H111V50H108L107 48L108 47H112V48H115V47H117V43H119V44H121V46L123 45L121 42L123 41V42H125L124 41V37L125 36H127V37H125V39H127L126 40V42H125V44L127 45H132V43H137L136 41L137 40H139V41H141V39H142V37L143 36H145V34H143V33H146V31H144L143 32V30H142V37H140V36H138L137 35V33H140L139 31L140 30H135L136 29V26L135 27H133V29L132 28H130L129 27V29L127 30L128 32V34H130V35H128L127 33H124L122 36H123V38H120V36H121V31H123V30H120V33H119V28H118V30H115V28H112V27H110V26H105V28H103L101 25V27L100 26H98V27H100L99 29H97L98 31L100 30L101 32H102V30H103V33H101L100 31V35H99V32H96L97 30H96V28H98L97 26H95V30H93L94 29ZM156 25V24H155ZM154 25V26H155ZM262 25V24H261ZM4 26V25H3ZM9 26H11V25H9ZM8 26V27H9ZM45 26H48V25H44L43 27L45 28ZM52 26H54V27H52V29L51 30H56L57 29V27H56V29H55V25H52ZM61 26H63V24L61 25ZM65 26V25H64ZM87 26V27H86ZM132 26V25H131ZM137 26L139 27V25L137 24ZM176 26V25H175ZM183 26V25H182ZM264 26V25H263ZM35 27V26H34ZM34 27H32V28H34ZM51 27V26H50ZM50 27H48V28H50ZM107 27H109L108 29H110V28H112V29H110V30H108V29H106ZM116 27V26H115ZM118 27V26H117ZM125 27H127V26H124V27H122L123 29L125 28ZM137 27V28H138ZM142 27V26H141ZM152 27V26H151ZM150 27V28H151ZM158 27V26H157ZM178 27H176V28H178ZM228 27V28H227ZM10 28V27H9ZM43 28V29H44ZM48 28H46V29H48ZM54 28V29H53ZM60 28V27H59ZM84 28V27H83ZM101 28H102V30H101ZM161 28V27H160ZM11 29V28H10ZM10 29H7L8 31H10ZM61 29V28H60ZM105 29V30H104ZM121 29V28H120ZM133 31V32H130L131 30ZM139 29V28H138ZM146 28H144V30H145ZM149 29V28H148ZM148 29H146L147 30V33H151V31L149 32L148 31ZM156 29V26H155V28H154V30ZM159 29V28H158ZM260 29H262V27L260 28ZM260 29H258L259 30V33L260 32H262V31H260ZM7 30H5V31H7ZM28 30H30V29H28ZM27 30V31H28ZM33 31H34V29H32ZM32 30H31V32H29V33H32L33 34V32H32ZM35 30H36V28H35ZM39 30V29H38ZM45 30V29H44ZM50 30V29H49ZM59 30V29H58ZM61 30H63V29H61ZM112 30V31H111ZM115 30V31H114ZM151 30V29H150ZM157 30V29H156ZM155 30V31H156ZM160 30V29H159ZM262 30H264V29H262ZM7 31V32H8ZM57 31V30H56ZM56 31L54 32V33H56ZM108 31H110V33H109V35L107 34L108 33ZM224 34L227 36L226 38H228V40H226L225 42L227 43H225L224 42V39H225V37L223 38V41H222V43L223 44H225L228 48H229V46H230V44H232V43H236V44H239V42H240V44L239 45H242L243 47H244V49L246 48V49H249L250 48V50L251 49H255V47H256V45L258 46V45H260L259 44V42L257 43V42H254V41H250V40H246L245 41V39L244 40H240L239 42L237 41H234L233 42V40L235 39V38H237V37H235L236 35H235V27L234 26H226L225 28H224ZM24 31H22L21 32V34L23 33ZM38 31H36V33H37ZM43 32V31H42ZM50 32V31H49ZM48 32V33H49ZM63 32V31H62ZM94 32V33H93ZM105 32V33H104ZM113 32H115V33H113ZM125 32V31H124ZM137 32V33H136ZM154 32V31H153ZM173 32H178L176 29H174L173 30ZM230 32V33H229ZM28 33V32H27ZM41 33V31L40 32H38L37 34L39 35ZM44 33V32H43ZM52 33V32H51ZM123 33V32H122ZM132 33H136L135 34V37L136 38H134V34H132ZM156 33H158V31L157 32H154V33H152L151 35H149V38H150V36L152 37V35L153 34H156ZM229 33V34H228ZM232 33V34H231ZM263 33V32H262ZM46 34H47V32H46ZM60 34V33H59ZM65 34V33H64ZM90 34H93V35H91L90 36ZM107 34V35H106ZM117 34H118V36H117ZM120 34V35H119ZM237 34V33H236ZM261 34V33H260ZM264 34V33H263ZM262 34V38L260 37V39H261V41L262 42H264V35ZM6 35H11V34H9V32L6 34ZM24 34H22V35H20V39L18 40V41H22V40H24L23 41V43H22V45L25 43V41L26 42H30L31 44H36L35 42H37L38 40V35H37V37H35V36H32V37H34V38H37L36 39V41H35V39H34V42L32 43V41H30V39L32 38V37H30L29 39H28V36H27V39L25 40V39H21V36L24 38V36H23ZM29 35V34H28ZM52 34H50V36H51ZM58 34H56V36H57ZM95 35V36H94ZM96 35H98V37L100 36V40L99 39H97L98 37H96ZM105 35V36H104ZM139 35H141V34H139ZM235 35V36H234ZM25 36H26V33H25ZM50 36L48 35V36H46V37H48V39L46 38V40H48L49 41V38H50ZM63 36V35H62ZM67 36V35H66ZM93 36H94V39H93ZM103 36V37H102ZM110 37V39H107V38H105V37ZM121 36V37H122ZM131 36H133V37H131ZM173 36V35H172ZM224 36V35H223ZM259 36H261V35H259ZM45 37V36H44ZM44 37H43V39H44ZM52 37V36H51ZM101 37H102V39H101ZM113 37V38H112ZM115 37V38H114ZM117 37V38H116ZM179 37V38H178ZM235 37V38H234ZM57 38H58V36H57ZM60 38V37H59ZM63 38H65V36L64 37H62L61 39H63ZM68 38H69V40L71 39L69 36H68ZM67 38V39H68ZM131 38V39H130ZM146 38L148 39V37L146 36ZM168 38V37H167ZM170 38V37H169ZM173 38V37H172ZM171 38V39H172ZM234 38V39H233ZM10 39H12V38H8V41L10 40ZM33 39V38H32ZM41 39V38H40ZM61 39H60V41H61ZM97 39V40H96ZM106 39L108 40V41H106ZM114 39H116V40H114ZM130 39V40H129ZM134 39V40H133ZM137 39V40H136ZM144 39H145V37H144ZM143 39V40H144ZM15 40V39H14ZM29 40V41H28ZM53 40V39H52ZM54 40H55V38H54ZM53 40V41H54ZM66 40V38L63 40V41H65ZM133 40V41H132ZM163 40V39H162ZM173 40V39H172ZM178 40V41H177ZM13 41V40H12ZM53 41H52V43H53ZM57 41H59V39L58 40H56L55 41V46H56V44H57ZM66 41H68V40H66ZM70 41H72L73 42V39H71ZM105 41H106V43H105ZM118 41V42H117ZM145 41V40H144ZM161 41V40H160ZM176 41V42H175ZM183 41V42H182ZM185 37H184V35L182 34H180V31L177 33V35L176 36H174V40H173V42H171L170 44H172L173 43V45L174 46H176L175 44H177V46H179V45H181V46H179L180 47V49L182 50V45H184L185 44ZM206 41H208V42H206ZM248 41V42H247ZM110 42H112V43H110ZM113 42H114V45H116L115 47H114V45L112 46V44H113ZM116 42V43H115ZM128 42V43H127ZM132 42V43H131ZM143 42V41H142ZM169 42V41H168ZM167 40H166V46H167ZM254 42V43H253ZM15 43V42H14ZM29 43V44H30ZM39 43H41V40L38 42V47L40 46L39 45ZM62 43H64V42H62ZM69 43V42H68ZM134 43V44H135ZM146 43V42H145ZM160 43V42H159ZM204 45H210V43H211V40H205L204 41ZM253 44V46H252V44ZM8 44H12L11 42L10 43H8ZM28 43H26V45H27ZM28 44V45H29ZM59 44V43H58ZM65 44H66V46H67V43L65 42ZM65 44H62V46L64 45L65 46ZM109 44V45H108ZM118 44V45H119ZM133 44V45H134ZM139 44H141V43H139ZM163 44H164V41H162V44L160 43L159 44V47L161 48L162 47V49H164L163 48ZM169 44V43H168ZM169 44V45H170ZM222 44V45H223ZM244 44V45H243ZM21 45V46H22ZM26 45H23V46H25L26 47ZM37 45V44H36ZM53 45V46H54ZM71 45V44H70ZM101 45V48H97V49H95L96 47H99ZM104 45H106V46H104ZM143 45V44H142ZM141 45V46H142ZM146 45V44H145ZM264 45V44H263ZM13 46V45H12ZM14 46H15V44H14ZM22 46V47H23ZM31 46V47H30ZM30 46H27L26 48H27V50L29 49V48H33V47H35V45H33V47H32V45H30ZM55 46H54V48H55ZM139 46V45H138ZM171 46V45H170ZM173 46V47H174ZM236 46V45H235ZM249 46V47H248ZM261 46H262V44H261ZM16 47V46H15ZM37 47V46H36ZM35 47V48H36ZM68 47V46H67ZM110 47V48H111ZM119 47V46H118ZM127 47H129V48H131L130 46H127ZM126 47V48H127ZM134 47V46H133ZM136 47V46H135ZM169 47V46H168ZM179 47H177V48H179ZM186 47H188V46H185V48ZM225 47V46H224ZM223 47V48H224ZM230 47H234L233 46V44H232V46H230ZM259 47V46H258ZM24 48V47H23ZM65 48V47H64ZM121 48V47H120ZM119 48V49H120ZM128 48V49H129ZM148 48V47H147ZM150 48V47H149ZM170 48V47H169ZM175 48V47H174ZM174 48H172V49H174ZM206 48V50L204 51L205 53H207V54H205L206 55V57H208V56H211L212 54H213V50H214V47H209V48H207V47H205ZM223 48L221 47V54H224V57L222 56V58L223 59H228V58H230L229 57V55L232 53V52H230V54L228 53L230 50H228V52H224V50L226 49H224L223 50ZM17 49V48H16ZM63 49V48H62ZM107 49V50H106ZM119 49H118V51H119ZM123 49H125L124 47H123ZM144 49H146V46H145V48ZM171 49V50H172ZM188 49V48H187ZM230 49H232V51H233V48H230ZM260 49V48H259ZM258 49V50H259ZM26 50V49H25ZM95 50V51H94ZM115 50H117V49H115ZM122 50V49H121ZM165 50V49H164ZM168 50V49H167ZM16 51H18L19 53H21V51L22 50H20L19 51V48L16 50ZM90 51H92V50H90ZM89 51V52H90ZM146 51H148V50H146ZM160 51H161V49H160ZM207 51V52H206ZM1 52V51H0ZM25 52V51H24ZM37 51L35 50V54H37L38 52H39V50H38V52L36 53ZM111 52V53H110ZM113 52H115V51H113ZM120 52V51H119ZM122 52V51H121ZM157 52V51H156ZM158 52H159V50H158ZM170 52V51H169ZM222 52H224V53H222ZM250 52H252V51H250ZM17 52H14V54L13 53H11V55H9L10 56V59L11 60H9V62L10 61H12L13 60V62L16 60L15 58H16V56L18 57L17 59H19L20 57V55L18 56L17 54H16ZM159 53H161V52H159ZM167 53V52H166ZM166 53H164V54H166ZM216 53H217V50H216ZM245 53V52H244ZM247 53H249L248 52V50H247ZM254 53L255 54H258L259 56H262L263 57V55H264V47L258 52L257 51V47H256V50H254L251 54H253V56H255L254 55ZM1 54H3V53H0V55ZM22 54V53H21ZM34 54V55H35ZM124 54V53H123ZM215 54V53H214ZM228 54V55H227ZM12 55H15L14 57V59H12ZM33 55V56H34ZM202 55L203 54H201L200 55V57H202ZM205 55H203L204 57H205ZM22 56H23V54H22ZM38 56V55H37ZM91 56V55H90ZM98 56V57H97ZM116 56V55H115ZM119 56V55H118ZM117 56V57H118ZM157 56H159V58L161 59V60H159V58H158V61H159V63H160V65H163V67H165V65L168 63L169 64V66H167V67H170V66H173L174 67V65H175V67H176V69L177 68H179L180 67V65H182V64H184L185 65V59L184 60H181L180 62L178 61H175L173 58H172V60H170L171 58H169V56L167 57L166 56V58H165V61H164V58H162V57H160L161 55H157ZM173 56V55H172ZM214 56V55H213ZM252 56V58H254ZM86 57V56H85ZM89 56H87V58H88ZM113 57V56H112ZM119 57H121L120 58V60L124 57H122V55H120ZM119 57H118V59H119ZM194 57V56H193ZM205 57V58H206ZM232 57H235V56H232ZM245 58H247V56H244ZM244 57H242V59L244 58ZM0 58H2L1 56H0ZM80 58H82V55H81V57ZM92 58V57H91ZM97 58V59H96ZM116 58V57H115ZM168 58V59H167ZM182 58V57H181ZM195 58V57H194ZM197 58V57H196ZM249 58V57H248ZM2 59H4V56H3V58ZM24 59V58H23ZM86 60V58H83L82 60ZM114 59V58H113ZM117 59V60H118ZM124 59H125V57H124ZM124 59H122V60H124ZM163 59V60H162ZM179 59V58H178ZM206 59H208V58H206ZM205 59V60H206ZM251 58H249V59H247V60H250ZM256 59H258V58H256ZM264 58H262V61H264L263 60ZM6 60V59H5ZM4 60V61H5ZM20 60V59H19ZM81 59H80V61H82ZM228 60H230V59H228ZM227 60V61H228ZM238 60V59H237ZM236 60V61H237ZM18 61V60H17ZM17 61H15V62H17ZM21 61H23V60H21ZM87 61V60H86ZM86 61H85V63H86ZM90 61V60H89ZM157 61V60H156ZM162 61V62H161ZM171 61H172V64L170 65V63H171ZM211 61V60H210ZM222 61V60H221ZM224 61V60H223ZM226 61V60H225ZM231 61V60H230ZM244 61V60H243ZM251 61V60H250ZM253 61V60H252ZM259 61V60H258ZM262 61H260V62H262ZM13 62H12V64H13ZM15 62H14V64H15ZM20 62V61H19ZM92 62V61H91ZM182 62V63H181ZM213 62V61H212ZM233 62H235L234 60H233ZM239 62H241V61H239ZM238 62V64L239 65H241L242 66V63H239ZM246 62V61H245ZM257 62V61H256ZM0 63H1V60H0ZM3 63V62H2ZM0 64V65H3V64ZM7 64H8V67L9 68H11V66H12V64H9L8 62H6ZM21 63V62H20ZM20 63L18 64V62H17V68L15 67V69H20ZM22 63H25V64H27L28 62H25V61H23ZM84 63V62H83ZM84 63V64H85ZM113 64H115V62L113 61L112 62ZM111 63V65L113 66V64ZM117 63H119V62H117ZM177 63H181L180 65L179 64H177ZM208 63V62H207ZM251 63V62H250ZM254 63V62H253ZM258 63V62H257ZM13 64V65H14ZM87 64H89L90 65V63H87ZM158 64V63H157ZM177 64V65H176ZM209 64H210V62H209ZM261 64V63H260ZM9 65H11V66H9ZM16 65V64H15ZM22 66H21V68H23V67H25V69H27V66H23V64H21ZM100 65H101V67H100ZM104 65V66H103ZM124 65V64H123ZM159 65V64H158ZM159 65V66H160ZM183 65V66H184ZM236 65H237V63H236ZM239 65H237V66H239ZM5 66V65H4ZM83 67L84 66H88V65H82ZM93 66V65H92ZM122 66V65H121ZM178 66V67H177ZM186 66V65H185ZM244 66V65H243ZM242 66V67H243ZM1 67V66H0ZM6 67H7V65H6ZM12 67H14V66H12ZM82 67V68H83ZM109 67V66H108ZM248 67V65L245 67V68H247ZM3 68V67H2ZM88 68V67H87ZM89 68H91V66H89ZM94 69H95V67H93ZM113 68V67H112ZM117 68V67H116ZM233 68H234V66H233ZM235 68L236 69H238V67H236L235 66ZM244 67H243V70L247 73V69H245ZM249 68V67H248ZM8 68H6V70H7ZM24 69V68H23ZM24 69V71H27V70H25ZM66 69V68H65ZM94 69H93V71H94ZM104 69L102 70L103 72H104ZM108 69V68H107ZM117 69H119V70H121L120 69V67H118ZM123 69V68H122ZM126 69V68H125ZM166 69V68H165ZM175 69V68H174ZM201 69V68H200ZM215 69V68H214ZM213 69V70H214ZM235 69V70H236ZM0 70H1V68H0ZM3 70H4V68H3ZM5 70V71H6ZM87 70V69H86ZM89 70H91V69H89ZM110 70H112V69H110ZM204 70V69H203ZM203 70H202V72H203ZM234 70V71H235ZM239 70V69H238ZM8 71V70H7ZM7 71L5 72V73H7ZM13 71H15V70H13ZM12 71V72H13ZM66 71V70H65ZM92 71V70H91ZM90 71V72H91ZM113 71V70H112ZM111 71V72H112ZM115 72H116V69L114 70ZM166 71H168V68H167V70ZM170 71H172V70H170ZM170 71H168V72H170ZM217 71V70H216ZM221 71V70H220ZM234 71H233V73H234ZM16 72V71H15ZM15 72H13L12 73V75H14V73ZM21 72H23V71H21ZM97 72V71H96ZM106 72H107V70H106ZM105 72V73H106ZM115 72L113 73V74H115ZM118 72H122V71H118ZM124 72V71H123ZM123 72H122V74H123ZM126 72V71H125ZM124 72V73H125ZM196 72V71H195ZM195 72H193V73H195ZM197 72H199V71H197ZM197 72H196V74H197ZM207 72L208 71H205V74H206V76L209 74V76H212V78L214 77V76H216V75H214V73H213V71H212V69H210V71L208 72V74H207ZM210 72H211V74H210ZM219 72V71H218ZM245 72H243L242 70H240V73L243 75ZM4 73V74H5ZM192 73V72H191ZM193 73L192 74H188L186 77H185V79H184V77H183V79H180V80H178V82H177V80L175 81V80H170L171 82V84L170 83H168V84H170V85H168L167 84V87L168 88H170L171 89V91L170 90H167V92L169 91L170 93H171V97H172V99H168V98H171V97H169L170 96V93H167V92H165L166 91V85L165 84H163V83H158V81H157V83H153L154 84V86H151L150 87V90H148L147 92H150V95H149V97H148V100L150 99V103L153 105V106H156V107H161V105H163L162 103H164V101H165V99L167 98V100H166V102L167 101H169V102H171L174 98V100L172 101V102H174V103H176V100L179 102V97L181 96V101L184 99L183 97H182V95H183V93H185V91L186 90H188V92L190 93V95L192 94L193 95V93H194V95L195 94H197V95H195V96H199L200 97V95L201 94H203V93H201L202 91H203V87L204 86H206V84H204V83H201L202 82V80H199L198 78H197V80H199V81H197V82H195V78H196V76L193 78L192 76H194V75H196V74H194L193 75ZM221 73V72H220ZM250 73L252 74V72L250 71ZM3 74V75H4ZM65 74V73H64ZM63 74V75H64ZM68 75H69V73H67ZM120 74V73H119ZM166 74H169V73H166ZM171 74H172V72H171ZM205 74H204V76H205ZM215 74H216V72H215ZM235 74V73H234ZM236 74H237V72H236ZM241 74H239V75H241ZM248 75L247 76H249V73H247ZM0 75L1 76H3L2 74H1V72H0ZM12 75H10L9 74V72H8V79H9V76H10V79H11V76ZM16 75V74H15ZM20 75H22L21 73H20ZM62 75V76H63ZM66 75V74H65ZM125 75V74H124ZM241 75V76H242ZM1 76H0V78H1ZM82 76H83V74H82ZM82 76H80L79 75V79H80V77H82ZM117 76V75H116ZM180 76V75H179ZM191 76V77H190ZM219 76V75H218ZM241 76H239L241 79H242V77ZM244 76V75H243ZM247 76H246V78H247ZM253 76V74L250 76V77H252ZM3 77H6V75L5 76H3ZM69 77H72V76H69ZM68 77V78H69ZM85 77V76H84ZM119 77V76H118ZM120 77H124V76H121L120 75ZM162 77H164V76H162ZM167 77V76H166ZM178 77V76H177ZM181 77V76H180ZM199 77V76H198ZM245 77V76H244ZM7 78V77H6ZM154 79H155V77H153ZM191 78H193V80L191 79ZM219 78V77H218ZM10 79H9V81H10ZM72 79H74L73 77H72ZM79 79H78V82H79ZM165 79H167V78H165ZM176 79V78H175ZM214 79H215V77H214ZM5 80V79H4ZM7 80V79H6ZM69 80V79H68ZM71 80V79H70ZM77 80V78L75 77V80H72V81H76ZM184 80L185 82H183L182 83V81ZM190 80H192V81H189ZM209 80V79H208ZM9 81H5V82H9ZM153 81V80H152ZM173 81V82H172ZM181 81V82H180ZM210 81V80H209ZM214 81V80H213ZM63 82V81H62ZM64 82H65V80H64ZM165 82V81H164ZM167 82H169L168 80H167ZM175 82H177L178 84H177V86H176V83ZM187 82V86L185 85V83ZM192 82V83H191ZM194 82V83H193ZM215 82H218V81H215ZM56 84H57V82H55ZM69 83H71V82H69ZM73 83V82H72ZM80 85L82 86V87H84L83 89L87 92V94L88 93H90V92H88V90H91L92 88V82H91V80H89L87 77L86 78H81V80H80ZM180 83V84H179ZM181 83L183 84V87H179L180 85H181ZM188 83H190V84H188ZM3 85V87L4 86H8L7 87V89L9 88V83H4L3 84V81H2V83H0V86L2 87V85ZM8 84V85H7ZM56 84L55 85H50V87H53V86H55V88L57 87L56 86ZM63 84V83H62ZM78 84V83H77ZM126 83H123V85H125ZM128 84V83H127ZM198 84V85H197ZM214 84V82L212 83V82H208L207 83V87L208 88H210L209 86H211V85H213ZM220 84H222V83H220ZM220 84H218V83H216V84H214V85H219L220 86ZM33 85V84H32ZM32 85H30V88H32L33 86ZM68 85V84H67ZM67 85L65 84L64 86H66L67 87ZM76 85V84H75ZM80 85H76L77 87L78 86H80ZM97 85V84H96ZM150 85V84H149ZM152 85V84H151ZM159 85H161V86H159ZM164 85V86H163ZM172 85H173V87H174V89L175 90H173V87H172ZM63 86V85H62ZM74 86V84L72 85V87ZM80 86V87H81ZM184 86H186V88H184ZM2 87V88H3ZM36 87V86H35ZM35 87H33L34 89H35ZM70 87V86H69ZM69 87H68V89H69ZM95 87V86H94ZM93 87V88H94ZM128 87V86H127ZM153 87H155V88H153ZM212 87V86H211ZM220 87H223V85L222 86H220ZM59 88V86L56 88V89H58ZM71 88V87H70ZM75 88V87H74ZM88 88V89H87ZM98 88V87H97ZM152 88V89H151ZM207 88V89H208ZM5 89H6V87H5ZM29 89V88H28ZM34 89H32V90H34ZM39 89V88H38ZM49 89V88H48ZM47 89V90H48ZM61 89H65V88H61ZM67 89V88H66ZM72 89V88H71ZM76 89V88H75ZM74 89V90H75ZM149 89V88H148ZM182 89H183V91H182ZM185 89V90H184ZM202 89V90H201ZM211 89V88H210ZM223 89H225V88H223ZM2 89H0V91H1ZM36 90V89H35ZM50 90V89H49ZM52 90V89H51ZM73 90V89H72ZM83 90V92H85ZM97 90V89H96ZM180 90V91H179ZM190 90V91H189ZM213 90H214V88H213ZM3 91H4V89H3ZM3 91H1V92H3ZM19 91V90H18ZM18 91H17V93H18ZM24 92L25 90H23V88H22V90H21V92ZM29 92H30V89L28 90ZM46 91V90H45ZM58 91H60L59 89H58ZM57 91V92H58ZM64 91V90H63ZM69 91H70V89H69ZM69 91H67V95H68V92ZM174 91V92H173ZM198 91H201V92H199V93H197ZM223 92H224V90H222ZM22 92V93H23ZM27 92V91H26ZM51 92V91H50ZM52 92H53V90H52ZM62 92V91H61ZM75 92H76V90H75ZM92 92H93V90H92ZM165 92V93H164ZM180 92H182V93H180ZM187 92V91H186ZM207 92V91H206ZM205 92V93H206ZM33 93V92H32ZM45 94H46V92H44ZM44 93H42V94H44ZM48 93H49V91H48ZM56 92H55V89H54V95L52 94V93H50L51 94V96H52V98L53 99H51V98H46L47 96L45 95V98H43L44 97V95H43V97L39 94V92H38V94L37 93H35L36 94V96H39V97H36L35 95L34 96H32V97H34L33 99H34V101H36V100H38L39 101V99L41 100V101H45V102H43V104L45 103H47V105H50V103L51 104H53V102L55 103V99H56V97H55V94ZM60 93V92H59ZM59 93H57V94H59ZM65 93H63V94H65ZM94 93V92H93ZM168 95H167V94ZM208 93V92H207ZM3 94H5V92L3 93ZM2 93L0 94L1 96L3 95ZM29 94H31V92L29 93ZM75 94V93H74ZM95 94V93H94ZM173 94V95H172ZM18 95V94H17ZM32 95V94H31ZM60 95V94H59ZM58 95V96H59ZM62 95V94H61ZM66 95V96H67ZM92 95V94H91ZM185 95V94H184ZM189 95V94H188ZM192 95H191V98H192ZM5 96H7L6 94H5ZM21 96V95H20ZM50 96V97H51ZM55 97V99H54V97ZM65 96V95H64ZM74 96V95H73ZM93 96V95H92ZM186 96V95H185ZM202 96V95H201ZM208 97V98H206V97ZM204 96V98H206V100L202 97V98H199V104L196 102V104H197V106L195 105V104H193V105H195V107H199V108H201V110L196 114H194L195 116L193 117V115L192 116H190V115H184L183 114V116H179V119H178V121L176 122L175 121V123L170 119V117L169 116H172V115H169V113H171L173 110H177V113H179V112H181V113H179V115L180 114H182V113H184L183 112V108L184 109H188V107H184L183 106V108L181 107V109L179 110L178 108H179V106H175V107H177L176 109L175 108H173V110H171L170 112H168V115H165L166 117L168 116V118H165V116L163 117V115L164 114H166V113H163L162 111V113L163 114H161V112H158V113H160V114H155V115H146V114H143V113H140L139 114V118H138V121H139V123H140V128L142 129V137L140 138V139H142L141 141H138L139 143H140V145H139V147L141 146L142 148H141V151L142 150H145V151H147V153H150V151L152 150V153L154 152L155 154H154V156L152 155V153H151V161L149 160V162L151 163V162H156V161H165L166 159V155L167 154H169L170 152H178V153H184L183 155H187L186 156V161L188 160V161H190V163L191 162H193L192 161V159L191 158H195V156L196 157H198V160H199V157H200V159H202V158H204L205 156H208V157H210V158H212V159H214V155L216 156V153H215V151L218 149H220L221 150V148H223V147H225V143H230L231 144V141H234L235 142V145H236V148L238 149V151L239 152H241V155L240 156H242V158L240 159V161H239V163H240V166H241V168H238V167H240V166H238V167H234L235 168V170H234V168L233 167H230V168H233V180L232 181H234L233 183L232 182H230V181H228V182H224L223 183V185H225L226 187H227V190L228 191H226V190H224L223 191V193H222V197H220V199H214L212 196V198L215 200V202H213V203H209V207H208V209L209 210H211L210 208H212V212H209V210H207L208 211V213L210 214V216H207V217H209V219H208V222H210L211 221V219H212V217L213 218H215L216 220H220V221H216L215 219H212V226L214 227L213 229V233H214V238L212 239V240H207L209 243H210V245L212 246V250H214V249H216L217 248V246L219 245V242H221L220 241V239L222 240L223 238L225 239V238H229L230 236L229 235H231L230 233H232L233 231H236V233H234L235 235H237L238 236V234H239V236H241L242 237V240H241V237L239 238V236H238V238L241 240V242L242 243H239V241H237L236 240V238L234 239L235 241H237L239 244L238 245H241L242 246V250H241V247H239L240 248V251H239V253L240 252H242V251H248L247 253H248V255H251L252 257H254L255 256V258H256V261L254 262L255 264H264V240H263V237H264V234L263 233H260L261 231H262V229H261V231L258 233L259 235H257L256 237H255V233H254V235L252 236V235H250V234H248L247 233V230L248 229H246V227L248 228V226H247V224L249 223V221H251L252 219H254L255 217H256V215H254L255 217L253 218V215H252V211L254 210V208L255 207H253V208H251V205L254 203L255 204V202L257 201V202H259L258 204V208H259V210L258 211H260L259 213H260V221L262 222V223H264V173H263V175H261V177H260V179H261V184H258L257 182V177H256V175H255V166H257L258 167V165H259V163H263V159L262 158H264V156H263V152H264V148H263V145H262V142H264V141H262L261 139H263V135L264 134H262L263 132H264V126H260V124H253V125H251V124H249L248 123V125H246V126H244L242 129H239V127L237 126V125H235L234 123H233V121L234 120H236L235 118H234V116H235V114H234V116H232L230 113H228V112H225V111H227L226 110V107H227V104L228 105H230V103H228V99H226L227 100V102H226V104L225 103H221V102H224V100L222 101L221 100V98H216L215 99V101L214 100H212L208 95H205ZM4 97V96H3ZM1 98L2 100H3V102H6V100L4 99V98ZM35 97H36V100H35ZM60 97V96H59ZM68 97H72V94H71V96L70 95H68ZM67 97V99H63L62 98V100H61V98H60V101L61 102H63V103H65V105L67 106V107H70L71 109H72V107H73V103H72V105H70V106H68V104H71L70 103V101H71V99H70V101H69V98ZM91 97V96H90ZM94 97V96H93ZM188 97V96H187ZM196 97V98H197ZM6 99H7V97H5ZM22 99H23V95H22V97H21ZM177 98V99H176ZM183 98V99H182ZM190 98V99H191ZM210 98V99H209ZM0 99V100H1ZM33 99H32V101H33ZM193 99V98H192ZM192 99H191V101H192ZM5 100V101H4ZM48 100V101H47ZM164 100V101H163ZM188 100V99H187ZM186 100V101H187ZM194 100H195V98H194ZM212 100V102H214V105H215V107L214 108H210V106H209V104H213L212 102H210ZM59 101V100H58ZM60 101H59V104H62V103H60ZM67 101H69L68 103H67ZM92 101V100H91ZM184 101V100H183ZM186 101H184V102H186ZM201 101V102H200ZM210 103H209V102ZM40 102V101H39ZM39 102H37L36 101V103L38 104V105H41V104H39ZM169 102H167V103H169ZM190 102V101H189ZM188 102V104H191V103H189ZM206 102H208V103H206ZM1 103V102H0ZM41 103V102H40ZM193 103H195V101L193 102ZM21 104V103H20ZM44 104V105H45ZM56 104H58V103H56ZM76 104V103H75ZM176 104H178V103H176ZM175 104V105H176ZM180 104V103H179ZM184 103H182V105H183ZM204 104V105H203ZM1 105H4V104H1ZM44 105H41L42 107H44ZM64 105V106H65ZM192 105V106H193ZM198 105H200V106H198ZM51 106V105H50ZM56 106V105H55ZM65 106V107H66ZM75 107H76V105H74ZM164 106V105H163ZM162 106V107H163ZM173 106V105H172ZM188 106V105H187ZM209 106V107H208ZM222 106V107H221ZM223 106H225L224 108H223ZM46 107V106H45ZM75 107H73V108H75ZM109 107V106H108ZM167 108H169L168 106H166ZM165 107V108H166ZM171 107V106H170ZM191 107V106H190ZM189 107V108H190ZM194 107V106H193ZM206 107V108H205ZM49 108V107H48ZM62 108H63V104H62ZM164 108V109H165ZM167 108L165 109V110H167ZM198 108V109H199ZM207 108H210V109H207ZM65 109H67V108H65ZM64 109V110H65ZM71 109H70V111H71ZM76 109V108H75ZM156 109V108H155ZM157 109H159V108H157ZM68 110H69V108H68ZM67 110V111H68ZM69 111V112H70ZM142 111V110H141ZM140 111V112H141ZM158 111V110H157ZM156 111V112H157ZM169 111V110H168ZM179 111V112H178ZM143 112V111H142ZM98 113V115H99V117H96L97 114ZM100 112H96V113H94V114H91V117L90 116H88L90 119L89 120H91V119H93V121H94V124L93 123H91L92 125L91 126H93V128H96V129H99V127H105L104 129H102V130H104L105 132H108V134L110 133L109 132V129L111 128V125H113L115 122H112V121H114L115 120V118L116 117H113V115H109L108 116V114H107V116L106 117H102V116H104V115H100L99 114ZM111 113V112H110ZM176 113V114H177ZM5 114H6V112H5ZM112 114H114V113H112ZM171 114H173V113H171ZM175 114V113H174ZM173 114V115H174ZM237 115V114H236ZM83 116H85L84 114H83ZM92 116H94V117H96L97 119H99V120H96V118H92ZM122 116V115H121ZM82 117V116H81ZM119 117V116H118ZM117 117V118H118ZM185 117V118H184ZM193 117V118H192ZM238 117H239V115H238ZM82 118H84V117H82ZM182 118V119H181ZM237 118V117H236ZM241 118V117H240ZM124 119H125V116H123V117H119V119H118V124L120 123V124H122V126H120V127H124L123 125H125L126 123H128L127 122V120H125V122H124ZM127 119V118H126ZM188 119V120H187ZM95 120H96V122H98V124L95 122ZM170 120H171V122H170ZM116 121V120H115ZM91 122V121H90ZM101 122V123H100ZM110 122H112V123H110ZM169 122H170V124H169ZM86 123V122H85ZM109 123L111 124L110 125V127H108V125H109ZM100 124H102V125H100ZM108 124V125H107ZM115 124H117V123H115ZM117 124V125H118ZM119 124V125H120ZM247 124V123H246ZM94 125H95V127H94ZM100 125V126H99ZM108 127V128H106V126ZM99 126V127H98ZM87 127L89 128L90 127V123H89V125H87ZM92 128V127H91ZM90 129V128H89ZM91 130V129H90ZM89 130V131H90ZM101 130V131H102ZM119 130V128H117L115 131H118ZM168 130V131H167ZM170 130H171V132H170ZM89 131H86L87 133L89 132ZM91 131H93V130H91ZM95 131V130H94ZM99 131V130H98ZM98 131H96V134H97V132ZM173 131H175V132H173ZM239 131H243V132H239ZM168 132V133H167ZM84 133V132H83ZM89 133H92V132H89ZM119 133V132H118ZM117 133V134H118ZM170 133H173V135L172 134H170ZM225 134V137H224V144H223V146H221V145H218L217 144V141H218V138H220V135L221 134ZM95 134V133H94ZM171 136H169V135ZM87 135V134H86ZM85 135V136H86ZM232 135V136H231ZM241 135H243V137L241 136ZM90 136H92V135H90ZM173 136H176V138L175 137H173ZM157 137V139H155ZM235 137V138H234ZM47 138V137H46ZM87 141L90 139V137L89 136H87ZM116 139L113 141V142H111L110 144H108L109 143V141H108V145H107V148L108 149H110V150H112V155H110V153H109V155L111 156V158L113 157V156H120V157H122L121 159H123L124 157L126 158V156L127 155H129V154H132V153H135V152H133L134 151V149L137 147V145H138V142L137 143H127V139L126 138H124L123 136H116L115 137ZM231 138V139H230ZM24 139H26V138H24ZM43 139V138H42ZM126 139V140H125ZM139 139V140H140ZM172 139H174V140H172ZM175 139H177L176 140V142H175ZM180 139V140H179ZM20 141L19 142H21V139H19ZM22 141H24V140H22ZM37 142V141H36ZM80 142V141H79ZM126 142V143H125ZM22 143V142H21ZM20 143V144H21ZM24 143V142H23ZM28 143V142H27ZM38 143V145H39V142H37ZM78 142H75L73 145H76ZM200 143V144H199ZM29 144H31L30 143V141H29ZM28 144V146H30ZM193 144L195 145V146H193ZM23 145V144H22ZM25 145V144H24ZM24 145H23V147H24ZM27 145V144H26ZM34 144L32 143V145L31 146H33ZM80 145H81V143H80ZM80 145L78 144V148L80 149ZM105 145V144H104ZM193 147H192V146ZM226 145H229V144H226ZM17 146V143H16V145L12 148V149H14L13 151H15V147ZM21 146V145H20ZM28 146H25L26 147V149H28V148H31V146L30 147H28ZM34 146H36V145H34ZM41 146V145H40ZM190 146V147H189ZM230 146V145H229ZM12 146L10 145V148H11ZM19 146H17V148H18ZM22 147V146H21ZM105 147H106V145H105ZM105 147H104V149H105ZM139 147L137 148V149H139ZM35 148H38V146L37 147H35ZM73 148V147H72ZM4 150L6 149V148H3ZM25 149V150H26ZM77 148H76V146H75V150H76ZM78 149V150H79ZM188 149V150H187ZM228 149V148H227ZM3 150V151H4ZM7 151H8V148L6 149ZM6 150L4 151V152H6ZM19 150V148L16 150V151H18ZM24 150V151H25ZM29 150H31V151H37V150H40L39 148L37 149V150H35V149H29ZM25 151V152H30V151ZM41 150H42V148H41ZM40 150V151H41ZM74 150V149H73ZM73 150H72V152H69L68 154L70 155H72L73 154ZM74 150V151H75ZM110 150H108V151H110ZM190 150V151H189ZM2 151V150H1ZM21 151V150H20ZM20 151H18L19 153H20ZM24 151H23V149H22V152L24 153ZM40 151H37V152H39L40 153ZM79 151H81V153H82V149H80ZM77 152L78 154L80 153V152ZM140 151V150H139ZM144 151V152H145ZM223 151H224V149H223ZM227 151V150H226ZM10 152L12 153V151L10 150ZM18 152H14L15 154L17 153L18 154ZM22 152H21V154H22ZM138 152V151H137ZM143 152V153H144ZM220 152V151H219ZM1 153V152H0ZM13 153V154H14ZM80 153V154H81ZM140 153V152H139ZM157 153V154H156ZM174 153H172L173 155H175ZM190 153V154H189ZM218 153V152H217ZM2 154L3 155H5V158L6 157H8V152L7 153H3L2 152ZM1 154V155H2ZM8 154V155H7ZM14 154V155H15ZM41 154H42V151H41ZM68 154H66V155H68ZM75 154V153H74ZM74 154L72 155V156H74ZM79 154V155H80ZM114 154V155H113ZM137 154V153H136ZM142 154V153H141ZM177 154V153H176ZM180 154H178V155H180ZM194 154V155H193ZM206 154V155H205ZM240 154V153H239ZM238 154V155H239ZM248 154V155H247ZM0 155V156H1ZM11 156H13L12 154H10ZM9 155V156H10ZM67 156V157H70V156ZM147 155H150V154H146V156ZM178 155H177V158H178ZM189 155V156H188ZM202 155V156H201ZM254 155V156H253ZM10 156V157H11ZM21 156H23V155H21ZM20 156V157H21ZM63 156V155H62ZM75 156H77V155H75ZM131 156H133V155H131ZM135 156V155H134ZM137 156V155H136ZM141 156V155H140ZM145 156V157H146ZM152 156H153V159H152ZM176 156V155H175ZM192 156V157H191ZM4 157V156H3ZM15 157H17V156H15ZM19 157V156H18ZM17 157V159H19ZM38 157H40V156H38ZM79 157H81V156H79ZM130 157V156H129ZM149 157V156H148ZM150 157L148 158V159H150ZM173 157V156H172ZM191 157V158H190ZM253 157V158H252ZM1 158H2V156H1ZM9 158V157H8ZM7 158V159H8ZM63 158H65L66 159V161H67V159L69 160L70 158H66V156L64 157L63 156ZM110 158V159H111ZM117 158V157H116ZM119 158V157H118ZM128 158V157H127ZM132 158H134V157H132ZM137 158H138V156H137ZM168 158H169V156H168ZM171 158V157H170ZM11 159H13V158H11ZM64 159V160H65ZM74 158H72V160H73ZM78 159V158H77ZM109 159V160H110ZM114 159V158H113ZM120 159V158H119ZM136 159V158H135ZM173 159H174V157H173ZM212 159H211V161H212ZM247 159V160H246ZM75 160V159H74ZM118 160V159H117ZM134 160V159H133ZM171 160V159H170ZM176 160V159H175ZM194 160V162L196 161L197 162V159H193ZM9 161V160H8ZM20 161V160H19ZM23 161V160H22ZM70 161H71V159H70ZM76 161V160H75ZM74 161V162H75ZM78 161V160H77ZM114 161H115V159H114ZM113 161V162H114ZM119 161V160H118ZM130 161H132V160H130ZM135 161V160H134ZM148 161V160H147ZM176 161H178V160H176ZM184 162L181 166H182V169H184V170H186L187 169V164H190L189 162ZM237 161V162H238ZM15 162H16V160H15ZM14 162V163H15ZM18 162V161H17ZM16 162V163H17ZM64 162V161H63ZM67 162H69V161H67ZM67 162H65L66 163V165L68 164ZM73 162V163H74ZM112 162V161H111ZM117 162V161H116ZM120 162V161H119ZM12 164V168H13V165L15 166V164ZM22 163V162H21ZM64 163V164H65ZM73 163H72V166H76L77 165V163L76 164H74L73 165ZM115 163V162H114ZM47 164V163H46ZM46 164H44L42 167L44 168L45 167V169H48V171H49V162H48V166L46 165ZM71 164V163H70ZM70 164H68L69 166L68 167H70ZM162 164V163H161ZM180 164V163H179ZM178 164V165H179ZM237 164V163H236ZM3 165V164H2ZM9 165V164H8ZM17 165V164H16ZM46 165V166H45ZM114 165V164H113ZM118 165V162L116 163V166ZM159 165V164H158ZM178 165L177 164H174L173 162H171V161H169V160H166L162 165H160V168H159V171L160 172H158L157 171V173L158 174H167L166 176H168L169 175V173L171 172V171H173V170H177L178 171ZM185 165H187L186 166V168H185ZM232 165V164H231ZM230 165V166H231ZM234 165V164H233ZM9 166V167H10ZM18 166H20V164L19 165H17L16 167H18ZM22 166V165H21ZM71 166V167H72ZM74 166V167H75ZM115 166V165H114ZM114 166L112 167V168H114ZM174 166V167H173ZM260 166V165H259ZM264 166V165H263ZM11 167L8 169V168H5L6 169V171H7V169L10 171V173L14 170L15 171V168L14 169H11ZM22 167H24V166H22ZM21 167V168H22ZM42 167H40L41 169H42ZM46 167H48V168H46ZM50 167H51V164H50ZM73 167V168H74ZM180 167V166H179ZM19 168V167H18ZM21 168H19V169H21ZM25 168V167H24ZM23 168V169H24ZM40 168H39V170L38 171H41L40 170ZM64 168V167H63ZM62 168V169H63ZM66 168H67V166H66ZM172 168V169H171ZM229 168V167H228ZM4 169V170H5ZM22 169V170H23ZM38 169V168H37ZM157 169V168H156ZM156 169H155V171H156ZM259 169V168H258ZM257 169V170H258ZM263 169V168H262ZM12 170V171H11ZM25 170L26 169H24V174L25 173H30V172H27L28 170H26V172H25ZM68 170V169H67ZM64 171V169H63V174L62 175H64V172H68V171ZM74 170H75V168H74ZM73 170V171H74ZM104 170V169H103ZM170 170V171H169ZM215 170V169H214ZM222 171L224 170V169H221ZM221 170H219L220 172H221ZM226 170H228V169H226ZM231 170V169H230ZM229 170V173L230 172H232V171H230ZM264 170V169H263ZM6 171H4L3 172V174H5L6 176H7V173H5ZM18 171V170H17ZM43 171V170H42ZM71 171H72V168L70 169V173H71ZM154 171V172H155ZM216 171V170H215ZM218 171V170H217ZM218 171V172H219ZM260 171V170H259ZM258 171V172H259ZM16 172V171H15ZM19 172H20V175H22V173H21V171H18L17 173L19 174ZM43 172H45L44 174H42V175H40L41 176V181L39 182V185L41 186V184L40 183H43V181L45 180L46 181V178H50V176L52 175H50L49 177H46V178H44V176H45V174H46V171H43ZM50 172H51V169H50ZM261 172V171H260ZM41 173V172H40ZM52 173V172H51ZM226 173H228V172H226L225 171V174ZM15 174V173H14ZM185 174V173H184ZM184 174H183V178H184V184H186V186L184 185L183 187H184V190L182 191V192H184V193H182L184 196H186V197H184V199H182V201L181 200H178V202L177 201H175V211H177L176 212V214H177V217L178 218H187L188 216H189V214L187 213V211H185V210H183V209H185V204H187V203H189V201H191V200H193V199H195V198H193V197H195V195H196V197L198 198V197H200L199 199H197L198 201H201V200H203L202 202L203 203H206L205 201H206V199H209L208 198V196L209 195H207L206 193H208L207 192V188L206 189H204L203 187L201 188H197V186H196V189L197 190H194V189H192V190H194V193L193 194H191V192H189L191 189H188V188H191V186H193L194 184H196L197 183V178L194 180L193 179V181H192V176L191 177H188V175L189 174H185V176H184ZM222 174V173H221ZM224 174V175H225ZM259 174H261V173H259ZM5 175H4V177H5ZM12 175V174H11ZM16 175V174H15ZM25 175H27V174H25ZM44 175V176H43ZM67 175V174H66ZM197 175V174H196ZM230 175V174H229ZM47 176V175H46ZM68 176H72V174H70L69 175V173H68V175H67V177ZM104 177H105V179L103 178V179H100V181L101 180H103V183H104V180L106 181L107 179H109L110 177H107L106 178V176L105 175H103ZM190 176V175H189ZM231 176V175H230ZM230 176H228L227 175V178L228 177H230ZM231 176V177H232ZM3 177V178H4ZM15 177H17V176H15ZM20 177V176H19ZM43 177V178H42ZM52 177V176H51ZM198 177V176H197ZM219 177V176H218ZM217 177V178H218ZM222 177V176H221ZM255 177H256V181H255ZM26 178V177H25ZM66 178V177H65ZM73 178V177H72ZM102 178V177H101ZM114 178V177H113ZM194 178V177H193ZM200 178V177H199ZM222 178H225V176H223ZM20 179H22V178H20ZM19 179V180H20ZM42 179H44V180H42ZM52 179V178H51ZM62 179H63V177H62ZM70 179V178H69ZM226 179V178H225ZM228 179H230V178H228ZM259 179V178H258ZM260 179H259V181H260ZM18 180V179H17ZM64 180V179H63ZM111 180H113V179H111ZM116 180V179H115ZM136 180V179H135ZM220 180H221V178H220ZM44 181V182H45ZM48 181V180H47ZM65 181V180H64ZM64 181H62V182H64ZM68 181V180H67ZM109 181V180H108ZM134 181V180H133ZM224 181V180H223ZM225 181H227V180H225ZM20 182V181H19ZM22 182H24V181H22ZM70 182V181H69ZM71 182H72V180H71ZM102 182V181H101ZM109 182H111V181H109ZM136 182V181H135ZM155 182V181H154ZM196 182V183H195ZM217 182L218 183H220L219 181H218V179H217ZM238 182V183H237ZM65 183V182H64ZM63 183V184H64ZM153 183V182H152ZM194 183V184H193ZM217 183V184H218ZM3 184V183H2ZM22 184V183H21ZM44 185H45V183H43ZM110 184V183H109ZM188 184H189V186H188ZM193 184V185H192ZM198 184V183H197ZM221 184V183H220ZM220 184L218 185V186H220ZM70 185H72V184H70ZM116 185V184H115ZM149 184H147V186H148ZM151 185V184H150ZM200 185V184H199ZM240 185V186H239ZM259 185H262V187L260 186V187H258ZM19 187H20V185H18ZM107 186H109V185H107ZM152 186V185H151ZM188 186V187H187ZM194 186V187H195ZM206 186V185H205ZM208 186V185H207ZM232 186V187H231ZM247 186V187H246ZM62 187H64V186H62ZM68 187V186H67ZM74 186L72 185V188H73ZM75 187H76V185H75ZM114 187V186H113ZM155 187V190L157 189V187L158 186H154ZM186 187H187V189H186ZM221 187V186H220ZM242 187V188H241ZM77 188V187H76ZM104 188H107V187H105V185H104ZM109 188V187H108ZM107 188V189H108ZM239 188V189H238ZM19 190H20V188H18ZM64 189V188H63ZM71 189V188H70ZM112 189V188H111ZM152 189H153V187H151V191H152ZM234 189V190H233ZM74 190V189H73ZM103 190H106V189H103ZM149 190V191H150ZM180 190H182V189H180ZM249 190V191H248ZM21 191V190H20ZM20 191H18V193L20 192ZM53 191H55V190H53ZM66 191H69V189L68 190H66ZM66 191L64 192L65 193V195H66ZM72 191V190H71ZM111 191V190H110ZM113 191H114V189H113ZM112 191V192H113ZM187 193H186V192ZM209 191V190H208ZM232 191V192H231ZM24 192V191H23ZM55 192H57V191H55ZM62 192V191H61ZM76 192V191H75ZM78 192V191H77ZM107 192V191H106ZM109 192V191H108ZM111 192V193H112ZM153 192V194H154V191H152ZM197 192V193H196ZM241 192V193H240ZM53 193V192H52ZM110 193V194H111ZM114 193V192H113ZM116 193V192H115ZM114 193V195L113 194H111V195H113V198L114 199H110V198H108L109 196H107V197H105V194H104V196H102V197H104V200H105V198H108L109 200V202H107V203H110L111 202V204L112 203H114V202H112V200L113 201H118V200H121V198H122V193H118V195H116ZM155 193H157L156 191H155ZM229 193V194H228ZM76 194V193H75ZM74 194V195H75ZM107 194V193H106ZM227 194V195H226ZM21 195V194H20ZM25 195H26V193H25ZM53 196L55 195V194H52ZM51 195V196H52ZM62 195H63V192H62ZM61 195V197H64V195L62 196ZM74 195H73V198H74ZM110 195V196H111ZM116 195V196H115ZM192 195V196H191ZM235 195V196H234ZM57 197H58V195H56ZM67 196V195H66ZM69 196L70 195H68L67 197L69 198ZM76 196V195H75ZM115 196V197H114ZM182 196V195H181ZM187 196H188V198H187ZM190 196V197H189ZM219 196V195H218ZM248 196V197H247ZM254 196V197H253ZM257 196H258V198H257ZM66 197V198H67ZM71 197V196H70ZM230 197V198H229ZM27 198V197H26ZM65 197L64 198H61V199H66ZM68 198H67V201H69L70 202V199L68 200ZM78 198V197H77ZM219 198V197H218ZM244 198V204H243V206H244V209L243 208H241L240 207V210H239V206H237V202H239L238 200H241V199H243ZM254 198V202H251L252 201V199ZM58 199H59V197H58ZM72 199V198H71ZM211 199V198H210ZM23 200V199H22ZM22 200L21 201H19V202H17L16 204H18V203H20V202H22ZM28 200V199H27ZM51 200V199H50ZM54 200H55V197H54ZM53 200V201H54ZM74 200V199H73ZM72 200V201H73ZM76 200V199H75ZM73 201V202H76V201ZM78 200V199H77ZM102 200H103V198H102ZM184 200V201H183ZM187 200V201H186ZM237 200V201H236ZM259 200V201H258ZM24 201L25 202H27L26 200H25V198H24ZM23 201V202H24ZM52 201V202H53ZM56 201H57V198H56ZM56 201L54 202V204L56 203ZM61 201V200H60ZM71 201V203H73ZM194 201V200H193ZM195 201H196V199H195ZM220 201V202H219ZM29 202V201H28ZM52 202H50L52 205H54ZM58 203L57 204H59V200L57 201ZM62 202H63V200H62ZM65 202H66V200H65ZM104 202V201H103ZM185 202V203H184ZM201 202V203H202ZM208 202H210L209 200H208ZM218 202H219V204H218ZM222 202V203H221ZM257 202H256V205H257ZM48 204H49V202H47ZM46 203V201H45V204H43V205H46L47 204ZM101 203V202H100ZM180 203H182V204H180ZM191 203V202H190ZM15 204V205H16ZM29 206H30V204L29 203H27ZM27 204L25 205V206H27ZM32 204H35V203H32ZM57 204H56V206H57ZM63 204V207H65V203H61L60 205H58L59 206V208H58V210L60 211V209L62 208V205ZM110 204V205H111ZM19 206H18V209H20L22 206H20V204H18ZM22 205V204H21ZM36 205V204H35ZM66 205H67V203H66ZM102 205V204H101ZM177 205V206H176ZM205 205V204H204ZM206 205H207V203H206ZM23 206H24V203H23ZM32 206V205H31ZM37 206V205H36ZM35 206V207H36ZM47 206H49V205H47ZM55 206V205H54ZM53 206V207H54ZM61 206V207H60ZM104 206H106L105 205V202H104ZM182 206V207H181ZM201 206H203V205H201ZM237 206V207H236ZM15 207H17V205L15 206ZM37 207H39V205L37 206ZM52 207V206H51ZM50 207V208H51ZM67 207H69V206H67ZM67 207H66V209H67ZM102 207V206H101ZM234 207H236V208H238V210L239 211H237L236 210V212H238V213H236V216H237V214H238V216H239V214H240V217H241V213H244V215H247L248 217H247V219H248V223H246V224H243V225H240L238 222H237V224H239L240 226H237L236 227V225L234 226L235 227V230H232L231 228L233 227H231L230 226V230H232V232H230V230H228V231H226V227L228 226V225H232L233 223H235V222H232L231 223V221H229L228 220V218L231 216V213L233 212V208ZM25 208V207H24ZM29 208H31V207H29ZM28 208V209H29ZM32 208L33 209H36V211L35 210H33V211H30L29 212V210H27L26 209V211H22V217H24V219H26V216L28 217L29 216V214H31L29 217H31L32 216V214H33V212L34 213H38L39 212V210H38V208H34L33 206H32ZM44 208V207H43ZM45 208H46V206H45ZM44 208V209H45ZM93 208V207H92ZM108 208V207H107ZM204 208H205V206H204ZM229 208V209H228ZM17 209V208H16ZM22 209V208H21ZM41 210H42V208H40ZM47 209V208H46ZM53 209H55V207L53 208ZM62 209H64V211L66 210L65 208H62ZM101 210H102V208H100ZM201 209V208H200ZM200 209L199 210H197V212L195 211V210H193V211H195L196 212V217L198 218L199 216L201 217L202 215V213L204 214V212L202 211H200ZM206 209V208H205ZM224 209V210H223ZM249 209V210H248ZM253 209V210H252ZM25 210V209H24ZM37 210H38V212H37ZM48 210V209H47ZM57 210V212H59ZM89 210H91L90 208H89ZM104 210H105V208H104ZM103 210V211H104ZM107 210V209H106ZM117 210V209H116ZM116 210H115V212H114V209H112V210H110V211H112V212H114V213H116ZM43 211V210H42ZM46 211V210H45ZM51 211H54V213L56 212L55 210H52V208H51ZM64 211L62 210V212L61 213H64ZM92 211V210H91ZM94 211H97L98 212V210H94ZM100 211V210H99ZM108 211V210H107ZM118 211V210H117ZM193 211H191V213L193 212ZM205 211V214H204V217H206V210H204ZM46 212H50V210H48V211H46ZM56 212V213H57ZM93 212V211H92ZM92 212H91V214L90 215H92ZM105 212V211H104ZM19 213V212H18ZM21 213V212H20ZM29 213V214H28ZM53 213V212H52ZM96 213V212H95ZM106 213V212H105ZM104 213V214H105ZM256 213V212H255ZM28 214V215H27ZM40 214V213H39ZM39 214H37V215H39ZM65 214V213H64ZM100 215L101 214H103V213H99ZM98 214V215H99ZM111 215V214H113V213H108L107 212V215ZM193 214V213H192ZM6 215H7V213H6ZM18 215V214H17ZM20 215V214H19ZM21 215H20V218H22L21 217ZM36 215V214H35ZM34 215V216H35ZM36 215V216H37ZM93 215L95 216V214H94V212H93ZM100 215L98 216V217H100ZM107 215H105V217H106V219H107ZM195 215V214H194ZM35 216V217H36ZM235 216V215H234ZM19 217V216H18ZM29 217L27 218V219H29ZM38 217V216H37ZM63 217V216H62ZM93 217V216H92ZM92 217L90 218V219H92ZM96 218H97V216H95ZM105 217H104V219H102V221L104 220V222H105ZM239 217V218H240ZM263 217V218H262ZM32 218V217H31ZM75 218H77L78 219V217H75ZM102 218H103V215H102ZM115 218H116V216H115ZM196 218V219H197ZM19 219V218H18ZM23 219V218H22ZM22 219H20V220H22ZM23 219V220H24ZM35 219H37L38 220V218H35ZM34 219V220H35ZM95 219V218H94ZM94 219H92V221L94 220ZM98 219V218H97ZM100 219V218H99ZM98 219V220H99ZM199 219V218H198ZM81 220V219H80ZM101 220V219H100ZM225 220H228L229 221V223H227L226 224V222L227 221H225ZM255 220V219H254ZM25 221V220H24ZM23 221V222H24ZM30 221V223H32L31 221L32 220H29ZM64 221H66V220H64ZM64 221H62V226L64 225L63 223H64ZM72 221V220H71ZM73 221H74V219H73ZM76 221V220H75ZM91 221V222H92ZM95 221V224L94 225H96L95 227H97V228H101L100 226H102L103 227V223H99V222H97L96 223V220H94ZM101 221V222H102ZM26 222V221H25ZM28 222V221H27ZM26 222V223H27ZM35 222V221H34ZM67 222V221H66ZM81 222V221H80ZM213 222H214V224H215V222H216V224L214 225L213 224ZM221 222V223H220ZM222 222H225V227L224 226H221L220 224H222ZM36 223H37V221L34 223L35 225H36ZM67 223H69V221L67 222ZM67 223H65V224H67ZM76 223V222H75ZM74 223V224H75ZM82 223H83V221H82ZM81 223V224H82ZM85 223V222H84ZM82 224V225H84L85 226V224ZM94 223V222H93ZM28 224V223H27ZM70 224H72V222H70ZM74 224H73V226H74ZM77 224V223H76ZM81 224H79V225H81ZM97 224H99V227H98V225ZM100 224H102V225H100ZM35 225H33V227L35 226ZM67 225H69V224H67ZM82 225H81V227H82ZM216 225H218V226H220V227H217ZM223 225V224H222ZM30 226H32V225H30ZM37 226V225H36ZM53 226V225H52ZM66 226V225H65ZM109 226V225H108ZM243 226V227H242ZM261 226H263L264 227V225H260V227ZM31 228V229H36V232H37V227L36 228ZM105 227V226H104ZM135 227V226H134ZM138 227V226H137ZM229 227V226H228ZM50 228H52V227H50ZM62 228H64V226L62 227ZM139 228V227H138ZM181 228H183V227H181ZM262 228V227H261ZM45 229V228H44ZM47 229V228H46ZM49 229V228H48ZM141 229V228H140ZM140 229H137L138 231H141L142 232V230H140ZM34 230H31L32 232L34 231ZM40 230H43L42 228L40 229ZM238 230H239V232H238ZM246 230V231H245ZM257 230V229H256ZM263 230H264V228H263ZM39 231V230H38ZM51 231H53V228H52V230ZM137 231V232H138ZM192 231H194V230H190L189 229V226H188V228L185 226V228H183L182 229V231H179L178 233H180V239H182V243H183V246H185L186 247V250L188 251V255H189V251L191 252V250H194L195 248L198 250L199 249V251L201 252L202 251V247L204 246L202 243H203V240H202V242L200 241V240H198L199 238H197V237H195L196 236V234H195V236H194V233L192 232ZM255 231V230H254ZM35 232V233H36ZM44 232V231H43ZM107 232H109V231H107ZM106 232V233H107ZM135 233H137L136 231H134ZM134 232H133V235H134ZM140 232V233H141ZM211 232V233H212ZM241 232V233H240ZM256 232V231H255ZM264 232V231H263ZM35 233H33L35 236H36V234ZM38 233V232H37ZM40 233H41V231H40ZM49 233V232H48ZM52 233V232H51ZM105 233V234H106ZM177 233V232H176ZM175 233V234H176ZM245 233H246V235H245ZM253 233V232H252ZM39 234V233H38ZM149 234V233H148ZM151 234V233H150ZM182 234V235H181ZM233 233H232V235H234ZM137 235H139V233L137 234ZM178 235V234H177ZM177 235H176V237H177ZM234 235V236H235ZM38 236V235H37ZM182 236V237H181ZM135 237H136V234H135ZM134 238V237H133ZM132 238V239H133ZM179 238H178V241H179ZM197 238V239H196ZM219 240H218V239ZM131 241V240H130ZM133 241H135V240H133ZM227 241V240H226ZM259 241H261L260 243H259ZM179 242H181V241H179ZM207 242V243H208ZM231 242V241H230ZM233 242V241H232ZM236 242V243H237ZM130 243V242H129ZM136 243V242H135ZM135 243H133L132 242V245L133 244H135ZM200 243V244H199ZM208 243V244H209ZM223 243V242H222ZM229 243V242H228ZM207 244V245H208ZM224 244V243H223ZM1 245V244H0ZM4 244L2 243V245H1V247L3 246ZM198 245V246H197ZM203 245V246H202ZM210 245H208V246H210ZM232 245V244H231ZM235 245H237V244H235ZM235 245H233V246H235ZM129 246V245H128ZM127 246V247H128ZM131 246V245H130ZM183 246H181V247H183ZM185 247H183V248H185ZM199 247V248H198ZM205 247V246H204ZM237 247V246H236ZM3 248V247H2ZM2 248H0V249H2ZM136 248V247H135ZM134 247L133 248H129V251H126V252H129L130 254L132 253L133 254V252H136V249H135ZM183 248H182V250H183ZM147 249V248H146ZM201 249V250H200ZM235 249V248H234ZM5 250V249H4ZM3 250V251H4ZM127 250V249H126ZM236 250H237V248H236ZM239 250V249H238ZM237 250V251H238ZM11 250H7L6 252L8 253L6 256H7V258H8V256L9 257H11L10 256V254L12 255L13 254V252L11 253L10 252ZM125 251V250H124ZM132 251V252H131ZM198 251V253H200ZM263 251V252H262ZM5 251H4V253H6ZM10 252V253H9ZM31 252V251H30ZM32 252H33V250H32ZM31 252V253H32ZM41 252H43L44 253V251L42 250ZM197 252V251H196ZM4 253H2V254H0V255H4V257H6L5 256V254ZM46 253H47V251H46ZM186 253V252H185ZM197 253V254H198ZM254 255H253V254ZM21 254H23L24 255V253L21 251ZM39 254V253H38ZM59 254V253H58ZM124 254H126V253H124ZM192 254H194L193 252H192ZM32 256L33 255H35L34 253L33 254H31ZM44 255V254H43ZM46 255V254H45ZM135 255V254H134ZM13 256V255H12ZM37 256H39L40 257V255H37ZM57 256H59V255H57ZM71 256V255H70ZM74 256V255H73ZM76 256V255H75ZM127 256H129V254L127 255ZM133 256V255H132ZM26 257H28V255H27V253H26V255H24V260L26 261ZM35 257H36V255H35ZM34 257V258H35ZM42 257V256H41ZM41 257H40V259H41ZM29 258V257H28ZM31 259L33 258V257H30ZM47 258V257H46ZM58 258V257H57ZM57 258H55V259H57ZM71 258H73V257H69V256H67V254L66 255H63L62 256V258H60L59 257V259H60V261H61V259H62V264H74L76 261H74L73 259L74 258H77V257H74L73 259H71ZM3 259V258H2ZM30 259V260H31ZM44 259V258H43ZM48 259V258H47ZM54 259V260H55ZM66 259V260H65ZM1 260V259H0ZM11 260V259H10ZM23 260V259H22ZM24 260H23V262L22 263H24ZM37 259H35L34 261H35V264L37 263V261H36ZM39 260V259H38ZM45 260V262L43 263V264H46L47 262H49V261H47L46 262V259H44ZM53 260V261H54ZM77 260V259H76ZM252 260H253V258H252ZM13 261V260H12ZM27 261H29L28 259H27ZM26 261V262H27ZM41 261V263L40 264H42V260H40ZM39 261V262H40ZM52 261V262H53ZM59 260L57 259V261H54L55 263L56 262H58ZM79 261V260H78ZM195 262H197V263H202L203 262V260L202 259H200V260H194ZM240 261V260H239ZM249 261V260H248ZM251 261V260H250ZM3 262V261H2ZM18 262V261H17ZM21 262V261H20ZM33 262V261H32ZM39 262H38V264H39ZM51 262V261H50ZM49 262V263H50ZM253 262V261H252ZM28 263V262H27ZM55 263H52V264H55ZM59 263V262H58ZM58 263H56V264H58ZM177 262H175V264H176ZM240 263V262H239ZM254 263H248L247 262V264H254ZM12 264V263H11ZM29 264H32V263H30V261H29ZM51 264V263H50ZM60 264V263H59ZM153 264H154V262H153ZM162 264H165V263H162ZM174 264V263H173ZM177 264H180V263H177ZM182 264H184V263H182ZM231 264V263H230ZM233 264H234V262H233ZM235 264H238V263H236L235 262Z\"/></svg>","mask_w":264,"mask_h":264}]
</instances>
